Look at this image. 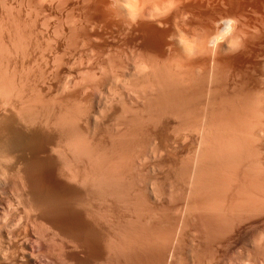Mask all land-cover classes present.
Returning <instances> with one entry per match:
<instances>
[{"label": "bare ground", "instance_id": "1", "mask_svg": "<svg viewBox=\"0 0 264 264\" xmlns=\"http://www.w3.org/2000/svg\"><path fill=\"white\" fill-rule=\"evenodd\" d=\"M38 1V0H37ZM68 1V0H67ZM103 0H80L79 1V4H80V2H81V9H82V15H78L79 17H80V21L81 22H84V23H86L87 25H88V27H89V31L90 32H93L94 30H95V28H94V22H92V20H90V18H91V14H92V12H90V10H92V7H94V3L96 2V3H98V2H102ZM110 1V0H109ZM114 1V4L113 5H115V8H112L113 6H111V8L108 6V5H110V4H108L107 6L105 5V7L103 8V10L104 11H100V12H103V13H97V14H101V16L103 15L104 16V18L105 17H107V16H110V15H115L118 19H119V21H121L123 24H125L126 25V29H125V32L128 30V33H129V39L127 40L128 42H126V44L128 43V45H132L131 47H133L134 48V37H137L136 35H138V37H139V35L142 37V38H140V39H143L141 42H143L144 43V47H143V54H141V55H145L146 57L145 58H141V59H139V60H134L135 62L134 63H132L133 64V66H132V72H130L129 74H127L126 73V75L128 76V77H130L129 79H130V81H129V83H128V85L129 84H131L132 86V88H134L133 90L135 91V93H136V95H134V97H135V102L137 103V109H136V111L135 112H137L139 115H141L140 117H138L137 116V118H139L138 120H140V121H148V122H151V123H154V122H158L159 121V124L160 123H162L163 124V122H160V121H163V120H165V124L163 125V127L166 125V120H168V119H170L169 121H177V126H175V125H173V124H176L175 122L172 124L175 128L173 129V126L172 127H170V125H171V123L168 125L171 129H173V130H175L176 129V127H178V126H182V123H187V122H191L192 124H190V126H191V128L193 127L194 128V130L192 131V133H194V131L196 130V131H198L197 133H198V137H197V139H194V140H197V146H194V147H196L195 149L193 148V150L192 151H195L196 150V152L194 153L195 155H194V157H193V165H192V167H191V171L189 172V174L187 173L186 175H188L187 176V187H188V195L190 196H188V198H190V202H192L191 204H190V207H188V208H190L191 209V211H188V212H192L193 214H195L196 215V217H198L199 216V218H200V224H202L201 226L202 227H206L207 225L208 226H210V224H211V222H213L212 220H214V219H211L212 218V216L215 214V212L217 211H220L222 208L220 207V209L219 210H217L218 208H219V206L217 205L218 204V200H220V195H221V192H222V194L224 195V193H225V195H226V192H227V194H228V191L230 190V192H231V187H233V185L231 186V184H233L232 183V181H233V179L235 178H232V181L229 183V181L227 180V181H224L225 179L224 178H226V177H223V176H225V175H223V174H225V173H228V172H224V171H226L227 170V168L229 167L230 168V166L231 165H229L230 163V161L232 162V159H234V160H236L237 162H238V160H237V158L239 159L240 157H238L234 152H233V150H235L234 149V147H236V146H234V138H233V136H234V129H233V121H234V119H239V118H245V116L247 117V115L250 113L249 111V109L247 108H245V107H243L242 108V106H244V104L243 105H241V107H239V104H242V103H246L247 102V99H253V98H250V96H249V92H244V91H242V90H238L237 91V89L236 88H234V89H236V91L232 88V89H230V85H229V88H228V85H226V82L228 81L227 80V78L230 76H228V74H226V71H224V69H223V71L224 72H222V71H218V68H216V66H218V64H219V62L220 61H222L223 63H225V64H223V65H229V63L230 62H232V64H233V62L234 63H236V62H238V64L237 65H239V63H241L242 65H245V64H247V66H248V62H249V64H250V61L253 59H251V57H253V51L256 49L255 47L257 46L256 45V43H259L261 40H259V38H260V36H258V38H257V36H256V32H255V30H257L258 28H259V26H261L259 29H261V28H264L263 27V25L264 24H262L263 23V21H264V0H153V2H152V4L150 5V1L149 0H147V1H149V3H147V1L146 0H113ZM55 2V1H54ZM112 2V1H111ZM111 2H109V3H111ZM41 3V2H40ZM57 3V2H56ZM68 3V2H67ZM95 3V4H96ZM38 4V3H37ZM42 4V3H41ZM107 4V3H106ZM112 4V3H111ZM96 5H99L100 6V4H96ZM25 6H26V4H25ZM31 6V5H30ZM75 6V5H74ZM79 6V7H80ZM67 7V6H66ZM72 7V6H71ZM102 7H103V3H102V6H101V9H102ZM95 9H97L96 8V6L94 7ZM28 9V8H27ZM81 9H79V10H81ZM95 9H93V10H95ZM99 10H100V8H98ZM40 10V9H39ZM70 10V9H69ZM87 10V11H86ZM98 11V10H97ZM28 12V11H27ZM26 12V13H27ZM55 12H56V10H55ZM59 12V11H58ZM72 12V11H71ZM79 12H81V11H79ZM78 12V13H79ZM57 13V12H56ZM64 13V12H63ZM67 13V12H66ZM69 13V12H68ZM95 13V12H94ZM25 14V13H24ZM28 14V13H27ZM60 14V13H59ZM95 15V14H94ZM93 15V16H94ZM92 16V17H93ZM100 16V18H102ZM57 17V16H56ZM96 17V15L94 16V18ZM98 17V16H97ZM115 17V18H116ZM64 18V17H63ZM93 18V19H94ZM99 18V19H100ZM104 18H102L103 20H104ZM16 19V18H15ZM66 19V18H65ZM106 19V18H105ZM108 19H109V17H108ZM26 20V19H25ZM43 20V19H42ZM56 20H57V18H56ZM59 20V19H58ZM60 20H61V18H60ZM68 20H71V18L70 19H68ZM68 20H66L67 22H68ZM78 20V21H79ZM102 20V22H104ZM107 20V19H106ZM22 21V20H21ZM118 21V22H119ZM23 22V21H22ZM31 22V21H30ZM65 22V21H64ZM63 22V23H64ZM66 22V23H67ZM98 23H99V21H97ZM110 22V21H109ZM120 22V23H121ZM69 23V22H68ZM74 23V22H73ZM97 23V24H98ZM3 24V23H2ZM14 24V23H13ZM23 24V23H22ZM44 24V23H43ZM47 24V23H46ZM72 24V23H71ZM70 24V25H71ZM76 24V23H75ZM79 24V23H78ZM106 24V23H105ZM110 24V23H109ZM123 24H122V26H123ZM4 25V24H3ZM15 25V24H14ZM17 25V24H16ZM21 25V24H20ZM40 25V24H39ZM54 25V24H53ZM65 25V24H64ZM68 25V24H67ZM66 25V26H67ZM81 25V24H80ZM87 25H85L84 24V26H87ZM100 25H101V23H100ZM99 25V26H100ZM73 27H74V25H72ZM83 26V25H82ZM83 26V28L85 29V27ZM96 26V25H95ZM9 27V26H8ZM14 27V26H13ZM32 27V26H31ZM30 27V28H31ZM62 27V26H61ZM76 27V26H75ZM81 27V26H80ZM87 27V28H88ZM117 27V26H116ZM15 28V27H14ZM14 28H12V29H14ZM56 28V27H55ZM79 28V27H78ZM98 28V27H97ZM105 28V27H104ZM103 28V29H104ZM112 28V27H111ZM5 29V28H4ZM23 29V28H22ZM81 30H82V28H80ZM83 29V30H84ZM99 29H100V27H99ZM106 29V28H105ZM115 29V28H114ZM61 31H62V29H60ZM75 30H77V29H75ZM87 30V29H86ZM85 30V31H86ZM124 30V29H123ZM262 30H264V29H262ZM8 31H10V30H8ZM28 31V30H27ZM51 31V30H50ZM58 31V30H57ZM73 31V30H72ZM84 31V32H85ZM97 31L98 30H96V33H97ZM103 32H105L104 30H102ZM111 31V30H110ZM257 31H259V30H257ZM78 32V31H77ZM83 32V33H84ZM120 32H121V30H120ZM120 32H116L115 34L116 35H118V33H120ZM124 32V31H123ZM123 32H122V34H123ZM255 34V38L253 39L252 37H253V33ZM20 33V32H19ZM63 33V32H62ZM81 33V32H80ZM82 33V34H83ZM98 33H100V32H98ZM98 33H97V35H98ZM8 34V33H7ZM10 34V33H9ZM15 34V33H14ZM18 34V33H17ZM65 34V33H64ZM79 34V33H78ZM81 34V35H82ZM95 34V32L94 33H92L91 35H87L86 37H84L85 39L87 38L88 40H90V39H94V40H92V41H95V39L97 38H99V36H97L96 37V35H94ZM102 34V33H101ZM101 34H99L100 36H101ZM105 34V33H104ZM110 35H111V33H109ZM121 34V35H122ZM253 34V35H252ZM26 35V34H25ZM54 35V34H53ZM67 35H68V33H67ZM73 35V34H72ZM72 35H71V37H72ZM80 35V36H81ZM93 35L95 36L94 38H93ZM125 35H127V34H125ZM1 36V35H0ZM12 36V35H11ZM10 36V37H11ZM27 36V35H26ZM48 36V35H47ZM56 36V35H55ZM58 36V35H57ZM59 36H60V34H59ZM63 36V35H62ZM74 36H76V34L74 35ZM78 36V35H77ZM104 36H106V35H104ZM104 36H102L103 38H104ZM109 36V35H108ZM113 36V35H112ZM112 36H109L110 38L112 37ZM115 36V35H114ZM114 36L112 37V38H114ZM122 36H124V35H122ZM8 37H9V35H8ZM101 37V38H102ZM121 37V36H120ZM126 37H128V35L126 36ZM137 37V38H138ZM17 38V37H16ZM57 38V37H56ZM59 38V37H58ZM60 38H61V36H60ZM73 38V37H72ZM84 38L82 39V37H80V39H81V41L82 40H84ZM101 38L98 40V41H100L101 40ZM117 38V37H116ZM119 38V37H118ZM117 38V39H118ZM136 38V39H137ZM13 38H11V40H12ZM32 39V38H31ZM69 39V38H68ZM107 39V37L105 38V40ZM122 39V38H121ZM123 39H125V37L123 38ZM127 39V38H126ZM136 39H135V41H136ZM140 39H137V40H140ZM259 40V42L257 41H254V40ZM261 39H264V37H261ZM17 40V39H16ZM15 40V41H16ZM18 40H20V39H18ZM17 40V41H18ZM44 40V39H43ZM72 40V39H71ZM70 40V41H71ZM76 40H77V38H76ZM116 39H114V41H115ZM53 41V40H52ZM65 41V40H64ZM80 41V40H79ZM87 41V40H86ZM104 41V40H103ZM13 42V41H12ZM83 42V41H82ZM81 42V43H82ZM90 42V41H89ZM116 42V41H115ZM121 42V41H120ZM137 42V41H136ZM1 43V42H0ZM22 43V42H21ZM70 43V42H69ZM91 43V42H90ZM93 43V42H92ZM104 43H106V42H104ZM2 44V43H1ZM9 44V43H8ZM12 44H14V43H11V45ZM18 44H20V42L18 41ZM22 44H24V43H22ZM29 44V43H28ZM84 45L83 46H86L85 44L86 43H83ZM87 44H89V43H87ZM100 44H101V41H100ZM103 44V43H102ZM123 44H124V46L126 45L124 42H123ZM141 44V43H140ZM16 45V44H15ZM74 45V44H73ZM80 45H82V44H80ZM90 45V44H89ZM93 45L94 46H96L95 45V43H93ZM121 45V44H120ZM136 45H138V43L136 44ZM135 45V46H136ZM261 45V44H260ZM259 45V46H260ZM2 46V45H1ZM19 46H21V45H19ZM71 46V45H70ZM76 46V45H75ZM88 46V45H87ZM97 46H98V43H97ZM100 46V45H99ZM103 46V45H102ZM102 46H100V47H102ZM123 46V47H124ZM139 46V45H138ZM259 46H258V49H259ZM261 46H263V45H261ZM6 48H7V46H5ZM10 47V46H9ZM12 47V46H11ZM16 47V46H15ZM22 47V46H21ZM57 47V46H56ZM74 47V46H73ZM104 47V46H103ZM109 47H110V45H109ZM113 47V46H112ZM117 47V46H116ZM122 47V48H123ZM137 47V46H136ZM44 48V47H43ZM47 48V47H46ZM64 48V47H63ZM66 48H69V47H66ZM70 48H72V47H70ZM76 48V47H75ZM79 48H80V46H79ZM85 48V47H84ZM90 47H88L87 49H89ZM92 48V47H91ZM94 48H97V47H94ZM94 48H92V49H94ZM107 48V47H106ZM128 48H130V47H128ZM127 48V49H128ZM141 48V47H140ZM264 48V47H263ZM3 49V48H2ZM8 49V48H7ZM23 48H21V50H22ZM73 49V48H72ZM101 49V48H100ZM99 49V50H100ZM103 49V48H102ZM116 49V48H115ZM126 49V48H125ZM132 49V48H131ZM131 49H129V51H131ZM4 50H5V48H4ZM17 50H18V48H17ZM63 50V49H62ZM90 50V49H89ZM95 50V49H94ZM98 50V49H97ZM104 50V49H103ZM106 50H108L109 51V48H107ZM111 50V49H110ZM133 50V49H132ZM136 50V49H135ZM134 50V51H135ZM261 50V49H260ZM12 51V50H11ZM32 51V50H31ZM72 51H74V49L72 50ZM85 51V50H84ZM102 51V50H101ZM107 51V52H108ZM256 51V50H255ZM14 52H15V50H14ZM25 52V51H24ZM55 52V51H54ZM70 52V51H69ZM78 52V51H77ZM86 52V51H85ZM91 52V54L93 55L94 53H92V51H90ZM93 52H95V51H93ZM100 52V51H99ZM133 51H131V53H132ZM141 52V51H140ZM140 52H138L137 51V53H139L140 54ZM257 52V51H256ZM254 53L255 55H257V53ZM21 53V52H20ZM27 53V52H26ZM50 53V52H49ZM60 53H62V52H60ZM84 53V52H83ZM87 53V52H86ZM7 54V53H6ZM5 54V55H6ZM9 54V53H8ZM15 54H16V52H15ZM25 54V53H24ZM90 54V53H89ZM100 54V53H99ZM117 54V53H116ZM121 54V53H120ZM124 54V53H123ZM21 54H19V56H20ZM56 55V54H55ZM91 55V56H92ZM96 55V54H95ZM106 55V54H105ZM104 55V56H105ZM130 55V54H129ZM1 56V55H0ZM3 56V55H2ZM66 56V55H65ZM72 56V55H71ZM84 56H86L85 55V53H84ZM89 56V55H88ZM103 56V57H104ZM108 56H110V55H108ZM119 56V55H118ZM126 56V55H125ZM55 57V56H54ZM67 57V56H66ZM80 57V56H79ZM78 57V58H79ZM82 57V56H81ZM87 57V56H86ZM95 57V56H94ZM93 57V58H94ZM112 57V56H111ZM123 57V56H122ZM135 57V56H134ZM140 57H142V56H140ZM17 58V57H16ZM19 58V57H18ZM52 58V57H51ZM57 58V57H56ZM60 58V57H59ZM73 58V57H72ZM107 58V57H106ZM126 58V57H125ZM130 58H131V56H130ZM129 58V59H130ZM257 58V57H256ZM255 58V59H256ZM71 59V58H70ZM116 59V58H115ZM127 59V58H126ZM125 59V60H126ZM135 59V58H134ZM255 59L254 60H252L251 61V64H252V62L254 61L255 62ZM4 60V59H3ZM73 60H75V58L73 59ZM106 60V59H105ZM123 60H124V58H123ZM128 60V59H127ZM132 60V59H131ZM257 60V59H256ZM8 61V60H7ZM57 61V60H56ZM55 61V62H56ZM79 61H81V60H79ZM84 61V60H83ZM97 61V60H96ZM107 61V60H106ZM120 61V60H119ZM16 62V61H15ZM77 62V61H76ZM75 62V63H76ZM109 62V61H108ZM121 62V61H120ZM123 62V61H122ZM222 62H221V64H222ZM253 62V63H254ZM67 63V62H66ZM88 63V62H87ZM93 63V62H92ZM100 63H101V61H100ZM114 63V62H113ZM112 63V64H113ZM264 63V62H263ZM89 64H91L90 63V61H89ZM107 64V63H106ZM109 64V63H108ZM124 63H122L121 65L122 66H124L123 65ZM127 64H128V62H127ZM250 64V65H251ZM255 64V63H254ZM253 64V65H254ZM15 65V64H14ZM87 65V64H86ZM111 65V64H110ZM64 66V65H63ZM69 67H70V64L68 65ZM73 66V65H72ZM117 66H118V64H117ZM117 66H116V68H117ZM206 66H209L208 68H202V67H206ZM230 66V65H229ZM231 66H235V64H233V65H231ZM263 66V65H262ZM3 67H5L4 65H3ZM8 67V66H7ZM56 67V66H55ZM65 67V66H64ZM67 67V66H66ZM83 67H85V64H84V66ZM96 67H97V65H96ZM108 67V66H107ZM113 67V66H112ZM119 67V66H118ZM250 67V66H249ZM248 67V68H249ZM13 68V67H12ZM98 68H99V66H98ZM100 68H101V65H100ZM105 68V67H104ZM111 68V67H110ZM115 68V69H116ZM124 68V67H123ZM221 68V67H220ZM223 68H225V67H223ZM227 68V67H226ZM239 68H241V66L239 67ZM20 69V68H19ZM70 69V68H69ZM118 69V68H117ZM116 69V70H117ZM121 69V68H120ZM127 69V68H126ZM234 69V68H233ZM237 69V68H236ZM242 69V68H241ZM263 69V68H262ZM4 70V69H3ZM16 70V69H15ZM102 70V69H101ZM107 69H105V71H106ZM122 70V69H121ZM124 70V69H123ZM122 70V71H123ZM227 70V69H226ZM2 71V70H1ZM51 71V70H50ZM85 72H86V70H84ZM95 71V70H94ZM93 71V72H94ZM104 71V72H105ZM113 71V70H112ZM115 71V70H114ZM120 71V70H119ZM121 71V72H122ZM125 72L127 71V70H124ZM129 71V70H128ZM244 71V70H243ZM242 71V72H243ZM20 72H22V71H20ZM24 72V71H23ZM27 72V71H26ZM99 72V71H98ZM102 73H103V71H101ZM100 72V73H101ZM110 72V71H109ZM108 72V73H109ZM116 72V71H115ZM218 72L219 73H221L220 75L218 74ZM232 71H230V73H231ZM239 72H241L240 70H239ZM12 73V72H11ZM72 73V72H71ZM80 72L78 71L77 72V74H79ZM84 73V72H83ZM83 73H81V74H83ZM101 73V74H102ZM106 73V72H105ZM107 73V74H108ZM228 73V72H227ZM238 73V72H237ZM244 73V72H243ZM6 74V73H5ZM28 74V73H27ZM66 74V73H65ZM86 74V73H85ZM85 74H84V76H82V78H84L85 77ZM87 74H89V73H87ZM87 74H86V76H87ZM100 74V75H101ZM113 74V73H112ZM115 74V73H114ZM122 74H124V73H122ZM3 75V74H2ZM1 75V76H2ZM11 77H12V75L11 74H9ZM68 75V74H67ZM67 75H65L66 77H67ZM73 75V74H72ZM94 75H95V73H94ZM103 75V74H102ZM109 75V74H108ZM245 75V74H244ZM257 75V74H256ZM7 75H5V76H3V77H5V79L7 78L6 77ZM18 76V75H17ZM41 76V75H40ZM79 76H81V75H79ZM91 76V75H90ZM97 76V75H96ZM106 76V75H105ZM112 76V75H111ZM125 76V75H124ZM235 76V75H234ZM233 76V77H234ZM14 77V76H13ZM64 77V76H63ZM93 77V79L92 80H94L95 78H94V76H91V78ZM108 77V76H107ZM115 77V76H114ZM121 77V76H120ZM128 77H126L127 78V80H128ZM227 77V78H226ZM258 77V76H257ZM72 78V77H71ZM81 78V77H80ZM102 78H103V76H102ZM123 78H125V77H122V79ZM231 78V77H230ZM264 78V77H263ZM5 79H0L1 81L2 80H4L5 81ZM8 79H9V77H8ZM27 79V78H26ZM48 79V78H47ZM60 79V78H59ZM66 79V78H65ZM74 79V78H73ZM79 79V78H78ZM89 79V78H88ZM109 79V78H108ZM112 79H114V78H112ZM111 79V80H112ZM120 79V78H119ZM121 79V80H122ZM237 79V78H236ZM15 80V79H14ZM23 80H25V79H23ZM55 80V79H54ZM81 80H83L84 81V79H81ZM107 80V79H106ZM116 80H118V77L116 76ZM115 80V82H117ZM120 80V81H121ZM127 80H125V81H127ZM227 80V81H226ZM4 81L3 82H1V85L0 86H2V87H4V85H6V84H4ZM10 81H12V78H11V80H9L8 82H7V79H6V82H7V85H8V83L10 82ZM52 81V80H51ZM60 81V80H59ZM68 81V80H67ZM71 81V80H70ZM76 81V80H75ZM78 81V80H77ZM91 81V80H90ZM90 81H89V83H90ZM103 81V80H102ZM104 81H105V79H104ZM119 81V80H118ZM65 82V81H64ZM74 82V81H73ZM88 82V81H87ZM86 82V83H87ZM101 82V81H100ZM128 82V81H127ZM251 82V81H250ZM11 84H12V82H10ZM30 83V82H29ZM34 83V82H33ZM36 83V82H35ZM48 83V82H47ZM68 83V82H67ZM76 84H77V82H75ZM75 83H73V84H75ZM82 83H84V82H82ZM232 83V82H231ZM3 84V85H2ZM11 84H9V86L8 87H6L5 86V90H8V89H6V88H9L10 87V85ZM17 84V83H16ZM16 84H14V87H16ZM79 84V83H78ZM88 84V83H87ZM92 84V83H91ZM114 84H116V83H114ZM229 84H230V82H229ZM259 84V83H258ZM30 85V84H29ZM44 85V84H43ZM59 85V84H58ZM64 85V84H63ZM67 85V84H66ZM65 85V86H66ZM70 85V84H69ZM84 85V84H83ZM103 85H105V84H103ZM112 85H113V83H112ZM21 86H22V84H21ZM20 86V87H21ZM78 86V85H77ZM109 86V88H110V84L108 85ZM242 86V85H241ZM247 86V85H246ZM2 87H1V90H2ZM14 87H12L11 86V88H14ZM19 87V86H18ZM33 87V86H32ZM42 87V86H41ZM60 87V86H59ZM81 87V86H80ZM86 87V86H85ZM96 87V86H95ZM104 87V86H103ZM112 87H114V86H112ZM125 87V86H124ZM232 87H234V86H232ZM261 87V86H260ZM11 88H9V89H11ZM24 88V87H23ZM36 88V87H35ZM57 88V87H56ZM73 88V87H72ZM71 88V89H72ZM75 88H77L76 86H75ZM84 88V87H83ZM88 88V87H87ZM86 88V89H87ZM91 88H93V87H91ZM102 88V87H101ZM115 88V87H114ZM128 88H129V86H128ZM128 88H126V89H128ZM4 89V88H3ZM17 89V88H16ZM18 89H20V88H18ZM22 89V88H21ZM58 90H59V88H57ZM68 89H70V88H68ZM96 89V88H95ZM111 89V88H110ZM116 89H118V88H116ZM120 89V88H119ZM247 89V88H246ZM0 90V93L2 94V92H4V90L3 91H1ZM40 90V89H39ZM64 90H65V88H64ZM75 90V89H74ZM82 90V89H81ZM80 90V91H81ZM85 90V89H84ZM103 90V89H102ZM108 90V89H107ZM106 90V91H107ZM114 90V89H113ZM112 90V91H113ZM131 91V92H134V91ZM258 90V89H257ZM11 91V90H10ZM37 91V90H36ZM55 92H57L56 90H54ZM62 91V94H63V90H61ZM72 91H73V89H72ZM90 91V90H89ZM122 91V90H121ZM121 91H118V92H121ZM129 91V90H128ZM247 91H249V90H247ZM8 92V91H7ZM12 92V91H11ZM18 92V91H17ZM49 92V91H48ZM66 92V91H65ZM88 92V91H87ZM94 92V91H93ZM93 92H91V94L93 93ZM97 92V91H96ZM110 92V91H109ZM256 92V91H255ZM9 93V92H8ZM16 93V92H15ZM25 93V92H24ZM31 93V92H30ZM36 93V92H35ZM77 93H79V92H77ZM83 93V92H82ZM89 93V92H88ZM101 93V92H100ZM111 93V92H110ZM116 93H117V91H116ZM124 93V92H123ZM257 93V92H256ZM258 93H260V92H258ZM0 94V95H1ZM20 93H18V95H19ZM52 94V93H51ZM57 94V93H56ZM97 94H98V92H97ZM105 94V93H104ZM112 94V93H111ZM114 94V93H113ZM119 94V93H118ZM127 94V93H126ZM133 94V93H132ZM251 94H253V93H250V95ZM3 95V94H2ZM11 95H12V93L10 94V98H11ZM16 95V94H15ZM17 95V96H18ZM20 95H22V94H20ZM35 95V94H34ZM66 95V94H65ZM75 95H76V93H75ZM74 95V96H75ZM80 95V96H79ZM77 97H78V99H79V97H81V94H79ZM110 95V94H109ZM116 95V94H115ZM120 95V94H119ZM130 95H131V93H130ZM9 96V95H8ZM16 96V97H17ZM26 96V95H25ZM30 96V95H29ZM54 96V95H53ZM64 96V95H63ZM67 96V95H66ZM71 96V95H70ZM75 96V97H76ZM107 96H108V94H107ZM111 96V95H110ZM124 96V95H123ZM127 96V95H126ZM249 96V98H247ZM3 97V96H2ZM1 97V98H2ZM5 97V96H4ZM15 97V98H16ZM40 97V96H39ZM75 97H73V99H76ZM91 97V96H90ZM90 97H88V98H90ZM98 97V96H97ZM116 97V96H115ZM128 97V96H127ZM126 97V98H127ZM252 97V96H251ZM256 97V96H255ZM260 97V96H259ZM6 98V97H5ZM5 98H3V99H5ZM9 98V99H10ZM20 98H21V96H20ZM34 98V97H33ZM35 98H36V96H35ZM54 98V97H53ZM52 98V99H53ZM55 98H56V96H55ZM54 98V99H55ZM61 98V97H60ZM71 98H72V96H71ZM82 98H84L83 96H82ZM87 98V99H88ZM125 98V99H126ZM128 98H132V97H128ZM7 100H8V98H6ZM17 99V98H16ZM37 99H38V97H37ZM46 99H48V98H46ZM51 99V100H52ZM66 99H68V97L66 98ZM86 99V100H87ZM110 99H111V97H110ZM113 99V98H112ZM120 99V98H119ZM122 99V98H121ZM125 99H123V100H125ZM258 99V98H257ZM23 100V99H22ZM49 100V99H48ZM57 100L59 101V99L57 98ZM61 100H62V98H61ZM60 100V101H61ZM82 101V99L80 98L79 99V101ZM104 100H106V99H104ZM128 100V99H127ZM1 101V100H0ZM10 101V100H9ZM18 101V100H17ZM44 101V100H43ZM50 101V100H49ZM57 101V103L56 102H53V103H51V102H49V103H51V104H49V105H51V107L49 106V107H46L48 104L47 103H45L44 105L42 104H40L41 105V107H39L38 105H37V107H34V106H32V104H31V102H33V100L29 103V99H28V106H24L23 104H22V102H21V99H20V102H21V104H22V106L20 107L19 105H21L20 104V102H18L19 103V105H18V107H20L21 109H18V110H15V109H12L13 111V113L14 114H16V115H14L13 114V118L12 117H7L6 115L7 114H9L10 115V113L12 114V112H10V113H7V111L5 112V114L6 115H4L3 113L4 112H0V114H2L1 115V117H0V158L2 159V161H5L6 163L8 162V163H11L9 166L10 167H12V168H10V167H8L7 165H6V167H5V164H4V166L3 167H1L0 166V178H3L5 175H6V177L8 176V174H9V177H10V179H9V183L11 182V176H13L12 178H13V180H15V185L13 186L12 185V187H14L15 188V190H16V192H17V195H16V193L14 194V196L16 195L17 196V198L16 197H14L13 196V198H16V200L15 199H13L14 201H13V204H17V202L18 203H20L19 205H20V207L22 208V214L24 215L23 217H24V219H25V221L24 222H26L28 225H30V227H31V229H29V231H30V233H29V236L32 234H34L33 235V238L35 237V236H39V234H43L44 233V235H46L45 233H47L48 235H47V238L46 239H48L49 237H50V240L51 241H53V242H55L54 244V247H55V249H54V247H52V245H53V242L51 243V244H49V247H50V245H51V247L54 249V252H56L55 254H54V256L52 257V258H54L55 256H57L58 257V259L60 260V264H84L85 262H83V259H85L86 258V260H91L92 262L93 261H95V262H97V264H99V262H101L100 264H135V261L137 260L136 259V252H138L137 250H138V248H140V246H141V249H143V248H145V249H147L149 246H150V242L151 243H153L152 242V240H151V238L149 237H147L146 235H144L143 233H141V235H140V233H139V231H140V229H141V227H139L140 225H138L137 226V218H135L134 217V212L135 211H133V209L134 210H136L137 209V207L136 208H134V205H135V203H136V201L137 200H134V202L135 203H133V199H131L130 198V193H128L127 195H129V196H126L125 197V192H126V186L125 185H131L133 182H135L136 180H135V178H136V176L135 175H133V176H135L133 179L135 180V181H133L132 183H130L129 181L125 184V182L126 181H122L123 179H122V177L124 176L125 177V175H124V172H123V175H122V177L120 178L119 177V175L121 176V174H122V172H121V169H122V165H123V163H125V162H122V158H124V157H122V156H120V157H122V158H120V159H118L119 157H117V159L118 160H121V162L119 161V163L117 162V159H114V154H112V156H110L111 157V159H113V160H108L107 158H109L110 159V157L108 156L106 159L104 158V153L103 152H100V153H103V154H101V155H99L98 153L99 152H97L98 150H100V149H98V147L100 146H98L97 147V151H96V149H94V148H92V146L91 145H89L88 143L90 142L89 140L90 139H88V137H89V135H88V137L86 138V134H87V131H86V134H85V136L82 134V132L83 133H85L84 131H82V132H80V130L78 129L79 127H80V124H81V122H82V124H83V122L85 123V119L84 118H86V117H84V116H88V115H90V114H88L87 113V115H84L85 114V112H84V114H83V117L82 116H79V115H81V113L78 115L79 117H82V119H84L83 121H81L80 122V124H79V127H77L76 126V124H75V120H76V118L78 119V121H79V118L78 117H76L77 116V114L79 113V109H80V111H82V109L80 108V107H84V104L83 103H81V102H79V101H76V104L77 105H79L77 102H79V103H81V105H83V106H81L80 105V107H79V109H76L75 108V105L76 104H74L73 103V101H72V103L73 104H69V101H66L65 103H63V101L62 102H58ZM71 101V100H70ZM88 102H89V100H87ZM94 101H96V100H94ZM111 101V100H110ZM108 102V103H110V104H112L111 102ZM115 101V100H114ZM120 101V100H119ZM131 101H133V100H131ZM130 101V102H131ZM256 101V100H255ZM254 101V102H255ZM4 102V101H3ZM6 102V101H5ZM4 102V103H5ZM8 102V101H7ZM13 102V101H12ZM23 102H24V100H23ZM36 102V101H35ZM34 102V103H35ZM38 102H41V100L40 101H38ZM37 102V103H38ZM45 102V101H44ZM86 102V101H85ZM124 102V101H123ZM129 102V101H128ZM249 102H250V100H249ZM248 102V103H249ZM252 102V101H251ZM253 102V103H254ZM257 102V101H256ZM260 102V101H259ZM4 103H3V108H5V106L6 105H4ZM17 103V104H18ZM25 103V102H24ZM36 103V104H37ZM101 103V102H100ZM103 103H106V101L105 102H103ZM102 103V104H103ZM133 103H134V101H133ZM2 104V103H1ZM7 104V103H6ZM9 104V103H8ZM14 103H12V105H13ZM25 104H27V102L25 103ZM29 104H31V106L29 105ZM39 104V103H38ZM52 104L54 105V104H56V106H54V107H52ZM87 104V103H86ZM86 104H85V107H86ZM92 104V103H91ZM97 104V103H96ZM107 104V103H106ZM105 104V105H106ZM110 104H109V106H110ZM120 104H121V102H120ZM131 104H132V102H131ZM130 104V105H131ZM256 104H259V103H256ZM255 104V105H256ZM12 105H10V108H12L13 106ZM35 105V104H34ZM72 105H74L72 108H75V110L74 111H76V112H74L73 110H72V108H71V106ZM76 105V106H77ZM98 105H99V103H98ZM122 105V104H121ZM128 105V104H127ZM126 105V107H128ZM135 105V104H134ZM235 105H237V107L235 106ZM254 105V104H253ZM252 105V106H253ZM254 105V106H255ZM262 105V104H261ZM12 106V107H11ZM17 106V105H16ZM16 106H14V107H16ZM24 106V107H23ZM36 106V105H35ZM102 106V105H101ZM253 106V107H254ZM260 106V105H259ZM1 107H2V105H1ZM7 107V106H6ZM17 107V108H18ZM85 107L83 108V111H84V109H85ZM93 107V106H92ZM105 107V106H104ZM119 107H120V105H119ZM132 107H133V105H132ZM248 107H249V105H248ZM256 107V106H255ZM7 108H9V105H8V107ZM9 108V110L11 111V109ZM16 108V109H17ZM49 108V109H48ZM77 108H78V106H77ZM87 108H88V105H87ZM87 108L85 109L86 110V112H87ZM90 108V107H89ZM88 108V110L90 111V109ZM107 108V107H106ZM133 108V109H134ZM245 108V109H244ZM260 108V107H259ZM97 109V108H96ZM127 109V108H126ZM258 109V108H257ZM15 110V111H14ZM70 110H72L73 112H71ZM102 110V109H101ZM101 110H100V108H99V111L101 112ZM130 110V109H129ZM128 110V111H129ZM70 111V112H69ZM109 111V110H108ZM111 111H112V109H111ZM116 111V110H115ZM118 111V110H117ZM121 111V110H120ZM124 111H125V107H124ZM252 111V110H251ZM41 114V115H39L37 118H36V114ZM104 112V111H103ZM126 112V111H125ZM134 112V111H133ZM133 112L131 111V115H133L134 116V114H133ZM255 111H253V115H255V113H254ZM259 112V111H258ZM261 112V111H260ZM74 113V114H73ZM89 113H91V111L89 112ZM96 113V112H95ZM107 114H108V112H106ZM264 113V112H263ZM262 113V114H263ZM129 114V113H128ZM104 115V113H102V115L101 116H103ZM106 115V114H105ZM104 115V116H105ZM115 115H116V113H115ZM121 115V114H120ZM125 115V114H124ZM130 115V116H131ZM261 115V114H260ZM3 116V117H2ZM15 116V117H14ZM93 116V115H92ZM97 116V115H96ZM129 116V115H128ZM249 116H250V114H249ZM255 116H257V115H255ZM89 117V116H88ZM87 117V118H88ZM117 117V116H116ZM121 117V116H120ZM125 117V116H124ZM135 117V116H134ZM93 118V117H92ZM94 118H96L95 116H94ZM98 118V117H97ZM101 118H103V117H101ZM123 118V117H122ZM130 118V117H129ZM129 118H126L129 122H128V126H127V128L125 129V130H127L128 131V129L130 130V128H132V130H131V132L132 131H134V133H127L128 135H125V133L127 132V131H125L124 132V134L123 135H121L120 136V134H118L119 135V137L117 138V140L115 139V141L113 142L112 141V139L111 140H109V141H111V142H113V143H110V142H107V143H110V144H108V146L109 145H111V147H112V151H114V153H116L117 151H119V153L121 154V152L120 151H122L123 149H124V147L127 145V143H129L130 142V138H128V136H132V141H133V137H134V142H135V144H137L136 142V137L135 136H137L138 138H139V136L141 135H136V133L137 134H139L140 133V131H144V128L148 131V123H146L145 125H147V127L145 126V127H143V130L141 129V130H139L140 128L139 127H141V126H139V121H137V119L136 120H129ZM243 118V119H244ZM251 119H252V117H250ZM255 118V117H254ZM109 119V118H108ZM118 119V118H117ZM132 119V118H131ZM134 119V118H133ZM247 119V118H246ZM249 119V118H248ZM251 119H249V120H251ZM97 120H100V118L99 119H97ZM121 120V119H120ZM119 120V121H120ZM245 120V119H244ZM36 121H37V124L38 125H36V126H38L39 128H41L42 126L43 127H46L45 128V130L49 127L50 129H51V131H52V133H51V131L49 130V128L46 130V131H48L49 130V133H50V135H46V136H44L43 135V137H41L40 138V141H41V139L42 138H44L45 140H52V141H57V144H55V142L54 143H52L51 142V146L50 145H47L48 146V148H49V146H50V149L48 150H43L44 151V153H45V151H46V153L47 154H55V155H53V156H55L58 160H59V162L57 161V159L56 158H54L53 160H55L56 159V162L55 163H59V165H57V164H55L54 162H53V165H52V162H49V163H51V165L52 166H50V164L49 163H47V161H49V160H52V158L50 157V159L47 157V159H49V160H44V158L46 159V157H44V158H41V157H39V159H42V161L44 160V162H46L47 163V165L48 166H50L51 167V170H50V167L48 168L50 171H49V173L51 172V174H54V177H55V179H57V183H55V182H53V184H57L58 186H59V190H62L64 193H66L65 194V196H63V197H65L64 199V203H65V205L69 208V210H70V212H71V214H75L76 215V217H77V219H79V222H82L83 224H84V226H85V228L87 229L86 231H89V236H88V238H89V240H88V242L89 243H87L86 242V240L84 239H82V238H78V237H75V235L77 234H75V232L76 231H78V229L75 231L74 230V232H72V234L74 233L75 235L74 236H72V234H69V233H67V232H61V230H59L58 228H56L51 222H53V219H52V221L48 218V216L46 215L47 214V211H50L48 208H50V203H49V205H47V206H49L47 209L48 210H46V206H45V204H48V203H46V201H44L45 202V204L43 203V200H38L36 197L37 196H39V195H36L35 196V194H38L37 193V191H36V193H33V192H35V191H33V187L35 186V190H37L36 188V186L37 185H35L34 183H35V179L32 181L31 179V174H28V175H30V177L26 174V171H24L25 170V168H22V167H24V165L22 164V163H19L20 162V160L19 159H17L18 157V155L17 156H15V154H13V150H11V148L12 147H9L8 146V142L9 141H11L10 140V138H9V141L7 140V135H13V137L15 138H17V137H19V138H23V137H25V136H22V135H25L24 133H25V131H24V129H22L23 128V126L26 128L27 126H25V124H32V123H36ZM88 121V120H87ZM113 121V120H112ZM118 121V120H117ZM118 121V122H119ZM236 121H238V120H236ZM235 121V122H236ZM243 121V120H242ZM248 121V120H247ZM95 122V121H94ZM100 122H101V120H100ZM116 123V124H119V123ZM134 122V123H133ZM143 122V123H144ZM168 122V121H167ZM18 123H20V124H22V125H20V126H22V128H21V130H20V128L17 126V124ZM109 124H110V122H108ZM107 123V124H108ZM131 123H133L132 125H130ZM151 123H149V124H151ZM178 123H180V125L178 124ZM86 124H88V123H86ZM101 124V123H100ZM112 124V123H111ZM110 124V125H111ZM115 124V125H116ZM124 124V123H123ZM122 124V125H123ZM141 124V123H140ZM154 124H156V123H154ZM154 124H151V125H149L150 126V128L151 127H153L154 126ZM158 124V125H159ZM161 124V125H162ZM19 125V124H18ZM83 125H85V124H83ZM89 125V124H88ZM106 125V124H105ZM122 125H121V127H122ZM153 125V126H152ZM157 125V124H156ZM160 125V126H161ZM35 126V125H34ZM35 126V127H36ZM98 126V125H97ZM96 126V127H97ZM126 126V125H125ZM143 126H144V124H143ZM160 126H158V128L160 127ZM185 127H186V125H184ZM32 127V129H33V126H31ZM31 127H27L28 129L30 128V130H31ZM34 127V129H33V132H35L37 129ZM43 127H42V129H43ZM81 127H86V126H82L81 125ZM90 127V126H89ZM93 127H94V125H93ZM95 127V128H96ZM116 127H117V125H116ZM115 127V128H116ZM120 127V128H121ZM157 127V126H156ZM162 127V126H161ZM168 127V129H170ZM237 127V126H236ZM240 127V126H239ZM106 128H107V126H106ZM109 128V127H108ZM112 128V127H111ZM114 128V129H115ZM118 128V127H117ZM125 128V127H124ZM133 128H137V130H136V132H135V130H133ZM142 128V127H141ZM184 128V127H183ZM187 128V127H186ZM185 128V129H186ZM190 128V127H189ZM189 128H187V129H189ZM235 128V127H234ZM110 129V128H109ZM108 129V130H109ZM159 129H161V128H159ZM163 129H167V127H165V128H163ZM163 129H161V130H163ZM239 129V128H238ZM262 129V128H261ZM24 131V133H22L21 131ZM25 130H27V129H25ZM30 130L28 131V133L30 132ZM112 130V129H111ZM119 130V129H118ZM124 130V129H123ZM139 130V131H138ZM145 130V131H146ZM150 130H152L153 131V129L151 128ZM154 130H155V127H154ZM157 130V129H156ZM164 130V131H165ZM173 130H171V131H173ZM190 130V129H189ZM40 131H42L41 129H40ZM107 131V130H106ZM105 131V132H106ZM147 131L145 132L146 133V140L145 139H143V141H145L146 142V144H145V148L147 149L146 151H149V153H151V155L153 154L154 156H158V157H161L162 156V154H164V156H167V154L169 153V152H167L168 150H170V149H168V147H169V143H171L170 142V140L171 139H167L166 137V139H159V140H161V141H157L156 140V138L154 137V134L156 133H154L153 134V132H152V134L150 133V134H147ZM167 131V130H166ZM170 131V132H171ZM178 130L176 129V131L175 132H177ZM184 131V130H183ZM191 131V130H190ZM242 131H244V130H242ZM257 131V130H256ZM33 132H31V133H33ZM37 132V131H36ZM35 132V133H36ZM43 132V131H42ZM42 132H40V133H42ZM159 132V131H158ZM175 132H174V135L175 136H177V134H175ZM180 132V131H179ZM185 132V131H184ZM236 132V131H235ZM246 132V131H245ZM245 132H244V134H245ZM258 132H259V130H258ZM21 133H22V135H21ZM38 133H39V130H38ZM45 133V132H44ZM48 133V132H47ZM107 133V132H106ZM112 133V132H111ZM121 133H123V131L121 132ZM144 133V132H143ZM161 133H162V131H161ZM161 133L159 134L158 133V135H161ZM188 133V132H187ZM186 133V134H187ZM197 133H195V134H197ZM248 133V132H247ZM30 134V133H29ZM37 134V133H36ZM92 134V133H91ZM90 134V135H91ZM96 134V133H95ZM113 134V133H112ZM111 134V135H112ZM157 134V133H156ZM171 134H173L172 132H171ZM180 134V133H179ZM239 134V133H238ZM242 134V133H241ZM243 134V135H244ZM35 135V134H34ZM38 135V134H37ZM104 135H105V133H104ZM163 135V134H162ZM161 135V136H162ZM188 135H189V133H188ZM242 135V136H243ZM250 135V134H249ZM254 135V134H253ZM256 135V134H255ZM7 136V137H6ZM21 136V137H20ZM33 136V135H32ZM40 136V135H39ZM92 136H94V135H92ZM141 136H144V134H142ZM156 136V135H155ZM10 137V136H9ZM13 137H11V138H13ZM31 137V136H30ZM35 137H36V135H35ZM103 137V136H102ZM106 137V136H105ZM113 137V136H112ZM115 137H117V135L115 136ZM157 137H159V136H157ZM234 137H236V136H234ZM239 137V136H238ZM238 137H236L237 139H238ZM244 138L246 137V136H243ZM251 137V136H250ZM256 137V136H255ZM18 138V139H19ZM34 139V136L33 137H31V139ZM38 136H37V138H35L34 140H35V142L38 140ZM91 138V137H90ZM138 138H137V140H138ZM141 138V137H140ZM163 138V137H162ZM175 138V137H174ZM182 138V137H181ZM184 138V137H183ZM23 139H25V138H23ZM26 139H27V137H26ZM29 139V138H28ZM44 139L42 140L43 141V143H44ZM88 139V140H87ZM98 139H99V137H98ZM106 139V138H105ZM173 139V138H172ZM188 139V138H187ZM236 139V140H237ZM13 140H15V139H13ZM17 140V139H16ZM19 140H21L20 141V144L22 143V142H24L22 139H19ZM30 140V139H29ZM100 140V139H99ZM174 140V139H173ZM176 140H177V138H176ZM178 140H180V139H178ZM183 141H184V139H182ZM185 140H186V138H185ZM235 140V141H236ZM246 140H248L249 141V139H245V142H246ZM251 140V139H250ZM28 140H26V143H28L27 142ZM32 142H33V140H31ZM39 141V142H40ZM41 141V142H42ZM89 141V142H88ZM132 141H131V145L133 144L134 145V143H132ZM139 141H142V140H139ZM237 141H240V140H237ZM236 141V142H237ZM253 141V140H252ZM251 141V142H252ZM11 142H13V141H11ZM16 142V141H15ZM18 142V141H17ZM30 142V141H29ZM39 142H36L37 144L39 143ZM50 142V141H49ZM106 142V141H105ZM104 142V143H105ZM169 142V143H168ZM173 142V141H172ZM179 142V141H178ZM195 142V141H194ZM242 142V141H241ZM10 143V142H9ZM91 143V142H90ZM99 143V142H98ZM140 143H142V142H138V144H140ZM144 143V142H143ZM176 143V142H175ZM238 143V142H237ZM250 143V142H249ZM18 145H20L19 143H17ZM16 144V146L18 147V148H20L18 145ZM23 144H25V142L23 143ZM33 143H31L30 142V144L29 145H32ZM35 144V143H34ZM32 145V147H34V146H38V145ZM40 144H42V143H40ZM45 144H46V142H45ZM52 144L53 145H55V146H52ZM101 144V143H100ZM112 144H113V146H112ZM137 144V145H138ZM169 144V145H168ZM182 144V143H181ZM186 144V143H185ZM189 144V143H188ZM195 144V143H194ZM243 144H245V143H243ZM254 144V143H253ZM28 145V146H29ZM43 146H44V144H42ZM41 145V146H42ZM56 145H58V147L56 146ZM94 145H96V144H94ZM176 145H177V143H176ZM179 145H180V143H179ZM196 145V144H195ZM236 145V144H235ZM16 146H14L13 148H16ZM21 146V145H20ZM27 146V145H26ZM25 146V147H26ZM27 146V147H28ZM40 146V145H39ZM38 146V147H39ZM40 146V147H41ZM46 146V145H45ZM102 146V145H101ZM103 146H104V144H103ZM174 146H175V144H174ZM182 146V145H181ZM193 146V145H192ZM26 147V148H27ZM39 147V148H40ZM52 147H56V148H52ZM105 147H106V144H105ZM134 147V146H133ZM133 147H132V151L131 150H129L128 148V150H129V152L128 153H132L133 152ZM144 147V146H143ZM239 147H240V145H239ZM17 148V149H18ZM22 146H21V150H22ZM30 148H31V146H30ZM35 148V147H34ZM37 148V147H36ZM101 148V147H100ZM107 148H109V147H107ZM131 148V147H130ZM136 148V147H135ZM144 148V149H145ZM241 148V147H240ZM24 149V148H23ZM28 150H29V147L27 148ZM33 148H31L30 149V151L32 150ZM45 149H46V147H45ZM110 149V148H109ZM109 149H107V151H109ZM126 149V150H127ZM178 149H179V147H178ZM187 149V148H186ZM245 148H243V150H244ZM253 149H254V147H253ZM15 150V149H14ZM26 150V149H25ZM34 150L35 149H33V152H34ZM103 150V149H102ZM111 150V149H110ZM135 150V149H134ZM141 150V149H140ZM142 150H143V148H142ZM173 150V149H172ZM171 150V151H172ZM175 150V149H174ZM181 150V149H180ZM191 150V149H190ZM242 150V149H241ZM252 150V149H251ZM38 151V150H37ZM37 151L36 152H34L35 154L37 153ZM42 150L40 151L41 153L43 152ZM47 151H50V152H47ZM189 151V150H188ZM247 151V150H246ZM22 153L24 152V150L23 151H21ZM39 152V151H38ZM39 152V153H40ZM104 152H106L105 150H104ZM110 153H112L111 151H109ZM125 153H126V151H124ZM144 153H145V151H143ZM142 152V153H143ZM232 152H233V154H235V156L232 154ZM238 152V151H237ZM241 152V151H240ZM239 152V153H240ZM243 152V151H242ZM249 152V151H248ZM260 152V151H259ZM14 153H18V151H16V152H14ZM39 153H37V154H39ZM107 154H108V152H106ZM105 153V154H106ZM118 153V152H117ZM125 153L123 154H121V155H125ZM134 153V152H133ZM136 153V152H135ZM166 153V154H165ZM191 153V152H190ZM250 153V152H249ZM255 153V152H254ZM256 153H258V152H256ZM256 153H255V155H256ZM31 154V153H30ZM29 154V155H30ZM35 154H33V155H35ZM43 154V153H42ZM42 154H40V155H42ZM106 154V155H107ZM127 154V153H126ZM156 154V155H155ZM187 154V153H186ZM193 154V153H192ZM191 154V155H192ZM238 154V153H237ZM244 154V153H243ZM246 154H247V152H246ZM21 155V154H20ZM140 155H141V153H140ZM146 155V154H145ZM148 155V154H147ZM240 155V154H239ZM252 155H254V154H252ZM254 155V158L256 157ZM37 156H39V155H37ZM46 156V155H45ZM47 156H50V155H47ZM115 156H117V154H115ZM183 156V155H182ZM189 156V155H188ZM219 156V157H218ZM222 156V157H221ZM233 156V158H231ZM237 156V157H236ZM241 156V155H240ZM244 156H246V155H244ZM251 156V155H250ZM20 157V156H19ZM42 157H43V155H42ZM106 157V156H105ZM113 157V158H112ZM128 157H130V156H127V158ZM137 157V156H136ZM141 157V156H140ZM153 157V156H152ZM178 157V156H177ZM183 157H185V156H183ZM189 157H191V156H189ZM188 157V158H189ZM217 157V158H216ZM221 157V159H222V163H220V164H222V165H224V166H218V165H215V161H216V164H217V162L219 163V159L218 158H220ZM236 159H235V158ZM247 157L249 158V156L247 155L246 156V159H247ZM21 158V157H20ZM23 158V157H22ZM116 158V157H115ZM126 158V159H127ZM130 158H132V157H130ZM216 158V159H215ZM231 158V159H230ZM245 158V157H244ZM263 158V157H262ZM261 158V159H262ZM125 159V158H124ZM125 159V160H126ZM134 159H135V156H134ZM138 159V158H137ZM141 159L142 158H140V162H141ZM150 159V158H149ZM154 159V158H153ZM152 159V160H153ZM162 159H165V157H163L162 156ZM176 159V158H175ZM214 159V160H213ZM218 159V160H217ZM224 159H226V160H228L229 159V162L227 161V162H224L225 164H223V160ZM252 159V158H251ZM250 159V160H251ZM19 160V161H18ZM37 160V159H36ZM116 160V162H114ZM136 160V159H135ZM143 160H144V158H143ZM143 160H142V162H143ZM154 160H157L156 159V157H155V159ZM166 160V159H165ZM168 160V159H167ZM214 161L213 163H211L212 161ZM242 160V159H241ZM247 160H249V159H247ZM256 160V159H255ZM2 161H0V162H2ZM127 161H129V160H127ZM126 161V162H127ZM131 161V160H130ZM129 161V162H130ZM137 161V160H136ZM148 161V160H147ZM180 161V160H179ZM191 161V160H190ZM208 161V164H209V161H211L210 163H211V165L210 166H212V164H214L215 165V167H210V166H208V165H205V163ZM243 161V160H242ZM258 161V160H257ZM139 162V161H138ZM138 162H137V164H138ZM168 162V161H167ZM186 162V161H185ZM188 162V161H187ZM244 162V161H243ZM252 162V161H251ZM255 162V161H254ZM261 162V161H260ZM3 163V162H2ZM42 163V162H41ZM45 163V164H46ZM120 163H122L121 165H120ZM144 163H145V161H144ZM143 163V164H144ZM153 163V162H152ZM180 163V162H179ZM192 163V162H191ZM203 163H204V165H205V167H207L208 166V168H204V165H203ZM226 163H229V164H226ZM249 163V162H248ZM258 163V162H257ZM20 164L21 165H23L22 167H20ZM54 164L55 165H57L58 167L57 168H53L54 167ZM126 164V163H125ZM125 164H124V166H125ZM132 164H134V163H132ZM140 164V163H139ZM180 164H182V163H180ZM219 164V165H220ZM235 164H237L236 162H235ZM235 164H234V162H233V165L235 166ZM246 164V163H245ZM12 165V166H11ZM44 164H42V166H43ZM46 165V166H47ZM159 165V164H158ZM165 165V164H164ZM184 165V164H183ZM186 165V164H185ZM203 165V168H204V170H203V168L201 167ZM225 165L227 166V168H225ZM249 165H250V163H249ZM261 165V164H260ZM264 165V164H263ZM40 165H38V168L40 169L41 167H39ZM47 166V167H48ZM143 166H145V165H143ZM169 166V165H168ZM238 166H239V164H238ZM244 166V165H243ZM251 166H252V164H251ZM254 166H255V164H254ZM130 167V166H129ZM133 167V166H132ZM142 167V166H141ZM148 167V166H147ZM152 167V166H151ZM163 167V166H162ZM176 167V166H175ZM180 167V166H179ZM209 167L210 168H212L214 171H217L219 168H221V167H223V168H225L224 169V171H222L221 172V174H220V176L222 175V177H223V179L224 180H221L220 178V176H217V173L218 172H215L214 173V171L212 170V169H209ZM257 167V166H256ZM261 167V166H260ZM120 168V169H119ZM125 168H126V166H125ZM157 168H159V166L157 167ZM181 168V167H180ZM179 168V169H180ZM189 168V167H188ZM216 168H218V169H216ZM235 168V167H234ZM246 168H247V166H246ZM250 167L248 166V169H249ZM255 168V167H254ZM24 169V170H23ZM30 169V168H29ZM29 169H26V170H29ZM36 170H37V168H35ZM42 169V168H41ZM40 169V170H41ZM47 169V168H46ZM46 169H45V171H46ZM48 169H47V171L46 172H48ZM133 169V168H132ZM140 169V168H139ZM142 169V168H141ZM162 169V168H161ZM172 169V168H171ZM208 169V170H207ZM244 169V168H243ZM258 169V168H257ZM257 169H255V170H257ZM261 169V168H260ZM262 169H264V168H262ZM31 170V169H30ZM29 170V171H30ZM32 170H34L33 168H32ZM129 170V169H128ZM134 170H135V168H134ZM138 170V169H137ZM149 170H151V169H149ZM153 170V169H152ZM151 170V171H152ZM160 170V169H159ZM168 170V169H167ZM177 170V169H176ZM204 172V173H207V172H209V173H207V178H205L206 177V174L204 175V173H202V171ZM206 170H207V172H206ZM232 170H233V168H232ZM239 170V169H238ZM252 170H254V169H252ZM136 171V170H135ZM156 171V170H155ZM161 171H163V170H161ZM188 171V170H187ZM242 171V170H241ZM245 171V170H244ZM264 171V170H263ZM28 172V171H27ZM42 171H39V172H37L38 174L39 173H41ZM119 172L121 173V174H119ZM127 173H130V171L128 172V171H126ZM134 172V171H133ZM159 172V171H158ZM171 172V171H170ZM186 172V171H185ZM220 172V171H219ZM238 172V171H237ZM236 172V173H237ZM248 172V171H247ZM246 172V173H247ZM29 173V172H28ZM30 173H32V175H33V172H31L30 171ZM43 173V172H42ZM41 173V174H42ZM223 173V174H222ZM230 173H232L231 171H230ZM234 173V172H233ZM239 173H240V171H239ZM256 173V172H255ZM262 173V175H263V172H261ZM47 174V173H46ZM142 174V173H141ZM141 174H139V175H141ZM158 174V173H157ZM164 174V173H163ZM180 174V173H179ZM203 174V175H202ZM210 176H209V175ZM219 174V173H218ZM259 174V173H258ZM11 175V176H10ZM49 175V174H48ZM132 175V174H131ZM152 175H153V173H152ZM152 175H149V176H151L152 177ZM173 175V174H172ZM230 175V174H229ZM234 175V174H233ZM239 175V174H238ZM252 175H256V174H252ZM51 176V178L53 177L52 175H50ZM130 176V175H129ZM144 176V175H143ZM154 176H156V175H154ZM165 176V175H164ZM174 176V175H173ZM177 176V175H176ZM237 176V175H236ZM240 176V175H239ZM243 176V175H242ZM247 176V175H246ZM250 176V175H249ZM261 176V175H260ZM33 177V176H32ZM141 177V176H140ZM139 177V178H140ZM166 177H167V174H166ZM166 177H165V179H166ZM203 177V178H202ZM209 177V178H208ZM211 177V178H210ZM220 177V178H219ZM34 178H36V176H34ZM50 177H48V179H49ZM127 178V177H126ZM126 178H125V180H126ZM138 178V177H137ZM148 178V177H147ZM153 178H155V177H153ZM176 178V177H175ZM185 178V177H184ZM219 178V179H218ZM228 178V177H227ZM231 178V177H230ZM238 178V177H237ZM250 178V177H249ZM262 178V177H261ZM4 180H6V179H8V178H6L5 179V177L3 178ZM3 179H0V180H3ZM54 179V180H55ZM122 179V180H121ZM132 179V178H131ZM143 179V178H142ZM159 179V178H158ZM162 179V178H161ZM242 179V178H241ZM245 179V178H244ZM252 179V178H251ZM129 180H130V177H129ZM145 180V179H144ZM156 180L157 179H154V181L156 182ZM163 180V179H162ZM168 180V179H167ZM171 180V179H170ZM180 180V179H179ZM238 180L240 181V179L238 178ZM257 180V179H256ZM8 180H6V181H4V183H0V188L1 187H3V185L5 184V182H7ZM131 181V180H130ZM140 181V180H139ZM138 181V182H139ZM148 181V180H147ZM153 181V182H154ZM165 181V180H164ZM163 181V182H164ZM235 181V180H234ZM242 181H243V179H242ZM254 181H255V179H254ZM2 182V181H1ZM13 182V181H12ZM12 182H11V184H12ZM33 182V183H32ZM52 182V181H51ZM137 182V183H138ZM149 182V181H148ZM160 182V181H159ZM174 181H172V183H173ZM177 182V181H176ZM181 182V181H180ZM228 182V183H227ZM236 182V181H235ZM8 183V182H7ZM6 183V184H7ZM13 183V184H14ZM129 183V184H128ZM150 183H152V182H150ZM157 183H158V181H157ZM169 183V182H168ZM172 183H171V185H172ZM179 183V182H178ZM248 183V182H247ZM253 183V182H252ZM258 183V182H257ZM256 183V184H257ZM134 184V183H133ZM132 184V185H133ZM140 184V183H139ZM138 184V185H139ZM143 184V183H142ZM147 184H149V183H147ZM162 184V183H161ZM161 184H159V185H161ZM180 184H182V183H180ZM244 184V183H243ZM254 184V183H253ZM252 184V185H253ZM260 184V183H259ZM32 185H33V187H32ZM136 185V184H135ZM135 185H133V186H135ZM153 185L155 186V187H157L158 186V184H151V186H152V188L150 187H147L148 189H145V191L147 190H149V189H151V194L148 192V194L149 195H151V196H153L154 197V199L156 200L157 199V195L155 194V193H157V194H159L158 192H160L161 193V191L163 192V190H159V191H157V189L156 188H153ZM162 185H164V184H162ZM174 185H175V183H174ZM236 185V184H235ZM239 184H237V186H238ZM247 185H249V184H247ZM262 185V184H261ZM6 186V185H5ZM179 186V185H178ZM182 186L184 187V185L182 184ZM260 186V185H259ZM127 187H129V186H127ZM136 187V186H135ZM170 187V186H169ZM175 187H177V185L175 186ZM187 187H186V189H187ZM241 187V186H240ZM247 187V186H246ZM248 187H251V186H248ZM247 187V188H248ZM43 188V187H42ZM57 188V187H56ZM61 188V189H60ZM130 189H131V187H129ZM129 188L127 189L128 191H129ZM133 188V187H132ZM138 188V187H137ZM164 188V187H163ZM162 188V189H163ZM179 188V187H178ZM233 188H235V187H233ZM237 188H239V187H237ZM264 188V187H263ZM263 188H261V189H263ZM3 189H6V187L5 188H3ZM52 189V188H51ZM141 189H142V187H141ZM154 189H156V190H154ZM180 189V188H179ZM254 189V188H253ZM257 189V188H256ZM256 189H254V190H256ZM1 190H2V188H1ZM14 190V191H15ZM165 190V189H164ZM235 190V189H234ZM240 190V189H239ZM247 190V189H246ZM248 190H250V189H248ZM253 190V191H254ZM2 191H4V190H2ZM61 191V192H62ZM131 191H134V190H131ZM144 191V190H143ZM169 191H171V188H170V190ZM173 191V190H172ZM178 191V190H177ZM180 191H182L183 192V189L182 190H180ZM251 191V190H250ZM130 192V191H129ZM175 192V191H174ZM229 192V193H230ZM235 192V191H234ZM252 192V191H251ZM257 192V191H256ZM260 192V191H259ZM262 192V191H261ZM260 192V193H261ZM4 193V192H3ZM132 193H135V192H132ZM139 193V192H138ZM165 193H166V191H165ZM164 193V194H165ZM171 193V192H170ZM170 193H168V191H167V194L170 196L171 194ZM181 193V192H180ZM187 193V192H186ZM248 193V192H247ZM246 193V195H244V196H247V195H249V193L247 194ZM1 194V193H0ZM182 194V193H181ZM245 194V193H244ZM4 195V194H3ZM61 195H63V193L61 194ZM160 195V194H159ZM186 195V194H185ZM231 195V194H230ZM230 195H229V198H228V200L229 201H231V200H233L234 202H232L233 204L235 203V205H236V203H237V205H238V203H239V201H240V199H236V198H230ZM233 195V194H232ZM237 195V194H236ZM235 195V196H236ZM243 195V194H242ZM264 195V194H263ZM10 196V195H9ZM135 196V195H134ZM137 196V195H136ZM160 196H162V195H160ZM166 196V195H165ZM169 196L167 197V198H169ZM187 196V195H186ZM234 196V195H233ZM1 197V196H0ZM5 197H7V195L5 196ZM11 197V196H10ZM132 197V196H131ZM139 197V196H138ZM156 197V198H155ZM164 197V196H163ZM172 197V196H171ZM178 197H180V194L178 195ZM182 197V196H181ZM225 197V196H224ZM250 197V196H249ZM253 197H254V195H253ZM256 197H257V195H256ZM260 197V196H259ZM2 198V197H1ZM62 198V197H61ZM140 198H141V196H140ZM139 198V199H140ZM145 198H146V195H145ZM148 198V197H147ZM150 198V197H149ZM166 198V199H167ZM184 198V197H183ZM186 198V197H185ZM247 198V197H246ZM252 198V197H251ZM251 198H249V199H251ZM39 199H41V198H39ZM43 199V198H42ZM134 199H135V197H134ZM160 198H158V200H159ZM175 199H177V198H175ZM181 199V198H180ZM180 199H177V200H180ZM187 199V198H186ZM221 199H223V198H221ZM225 199V198H224ZM234 199H236V200H234ZM242 199V198H241ZM256 199H258V197L256 198ZM255 199V200H256ZM263 199V198H262ZM2 200H3V198H2ZM61 200V199H60ZM148 200V199H147ZM162 200V199H161ZM172 200V199H171ZM173 200H174V198H173ZM182 200V199H181ZM183 200H185V199H183ZM227 200V199H226ZM225 200V201H226ZM238 200V201H237ZM244 200V199H243ZM246 200V202H247V199H245ZM253 200H254V198H253ZM5 201V200H4ZM10 201V200H9ZM63 201V199L60 201V202H62ZM143 201H144V199H143ZM149 201H150V199H149ZM174 201H176V200H174ZM187 202H188V199L186 200ZM186 201H185V203H186ZM242 201V200H241ZM240 201V202H241ZM249 201V200H248ZM258 202H259V199L257 200ZM257 201H254V202H257ZM263 201V200H262ZM6 202V201H5ZM138 202H139V200H138ZM152 202H154V201H152ZM158 202V201H157ZM163 202V201H162ZM170 202H172V201H170ZM221 201H219V203H220ZM250 202V201H249ZM248 202V203H249ZM1 203V202H0ZM7 203H9V202H6L5 203V205H7ZM144 203H146V201H144ZM150 203H151V201H150ZM169 203V202H168ZM185 203H184V205H185ZM217 203V204H216ZM243 203V202H242ZM11 204H12V202H11ZM53 204V203H52ZM52 204H51V206H52ZM139 204V203H138ZM153 204V203H152ZM163 204V203H162ZM175 204V203H174ZM183 204V203H182ZM222 204V205H221ZM221 204H220V206H223V204H225V202L223 203V201L221 202ZM228 204V202L226 203V205ZM230 204H231V202H230ZM229 204V206H231ZM254 204V203H253ZM5 205H3V206H5ZM8 205H10V204H8ZM55 205V204H54ZM62 205V204H61ZM106 205H110L111 207H112V211H114V213H113V216L112 215H110V216H112V219L111 220H113L112 222L111 221H108L107 222V220L106 219H108L109 217H106L105 218V215H104V213H103V211L106 209V208H104V206L106 207ZM141 205V204H140ZM142 205H143V203H142ZM150 205V204H149ZM172 205V204H171ZM183 205V206H184ZM248 205V204H247ZM255 205H257V203L255 204ZM261 205V204H260ZM109 206V207H110ZM125 208V209H122V210H125V211H127V214H123L124 216V218L122 217V214H121V212H124V213H126L125 211H122L121 210V208H123V207ZM161 206V205H160ZM189 206V205H188ZM218 206V207H217ZM239 206V205H238ZM238 206H236V208L238 207ZM240 206H241V204H240ZM242 206H244V205H242ZM241 206V208H243ZM249 206V205H248ZM252 206V205H251ZM250 206V207H251ZM7 207H9V206H7ZM13 207H15L14 205H13ZM16 207H18V206H16ZM19 207V209H21ZM56 207H57V205H56ZM55 207V208H56ZM60 207V206H59ZM63 207V206H62ZM102 207L104 208L103 210H102ZM141 207V206H140ZM144 207H145V205H144ZM155 206H153V208H154ZM164 207V206H163ZM177 207H180V206H177ZM225 207V209H226V206H224ZM233 207H234V205H233ZM108 208V207H107ZM146 208V207H145ZM156 208V207H155ZM166 208V207H165ZM164 208V209H165ZM168 208V207H167ZM181 208V207H180ZM179 208V209H180ZM187 208V207H186ZM251 208H253V207H251ZM250 208V209H251ZM262 208V207H261ZM264 208V207H263ZM12 209V208H11ZM14 209V208H13ZM16 209V208H15ZM14 209V210H15ZM142 209V208H141ZM247 209H249V207H247ZM257 209V208H256ZM6 210V209H5ZM7 210H8V208H7ZM107 210V209H106ZM138 210V209H137ZM170 210H171V208H170ZM173 210H175L174 208H173ZM188 210V209H187ZM186 210V211H187ZM234 210V209H233ZM242 210H244V209H242ZM3 212H4V208H3V210H2ZM1 211V212H2ZM10 211V210H9ZM17 211V210H16ZM54 211V210H53ZM56 211V210H55ZM67 211V210H66ZM109 211V210H108ZM110 211H111V208H110ZM111 211V212H112ZM121 211V212H120ZM152 211V210H151ZM178 211V210H177ZM182 211V210H181ZM185 211V210H184ZM185 211V212H186ZM240 211V210H239ZM251 211V210H250ZM253 211V210H252ZM12 212V211H11ZM17 212H19V211H17ZM137 212V211H136ZM155 212V211H154ZM171 212H173V211H171ZM176 212V211H175ZM183 212V211H182ZM181 212V213H182ZM214 212V213H213ZM223 212V211H222ZM231 212V211H230ZM233 212V211H232ZM257 211H255V213H256ZM260 212V211H259ZM262 212V211H261ZM260 212V213H261ZM5 213V212H4ZM9 213V212H8ZM64 213V212H63ZM66 213V212H65ZM105 213H107V212H105ZM110 213V212H109ZM143 213V212H142ZM145 213V212H144ZM152 213V212H151ZM160 213V212H159ZM178 213V212H177ZM187 213V212H186ZM186 213H185V215H186ZM218 213H220V212H218ZM225 212H223V214H224ZM229 213V212H228ZM234 213V212H233ZM237 213V212H236ZM252 213V212H251ZM14 214V213H13ZM48 214H50V215H52V217H54L53 216V214H51V212L50 213H48ZM115 214V215H114ZM139 214V213H138ZM157 214H158V212H157ZM163 214H164V212H163ZM189 214V213H188ZM192 214V215H193ZM217 214V213H216ZM222 214V213H221ZM232 214V213H231ZM239 214V213H238ZM242 214V213H241ZM243 214H244V212H243ZM245 214H246V212H245ZM248 215H249V213H247ZM257 214V213H256ZM264 214V213H263ZM8 215V214H7ZM55 215V214H54ZM64 215H66V214H64ZM139 215H141V214H139ZM138 215V216H139ZM148 215V214H147ZM165 215V214H164ZM175 215H177V214H175ZM181 215H183V214H181ZM181 215H180V217H181ZM191 215V216H192ZM228 216H229V214H227ZM235 215V214H234ZM3 215H1V217H2ZM4 216H6V215H4ZM20 216V215H19ZM73 216V215H72ZM137 216V217H138ZM142 216V215H141ZM144 216V215H143ZM166 216L167 215H165V217L164 218H166ZM169 216H172V215H169ZM179 216V215H178ZM184 216V215H183ZM182 216V217H183ZM189 216V215H188ZM233 216V215H232ZM7 217V216H6ZM21 217H22V215H21ZM50 217V216H49ZM51 217V218H52ZM123 219H122V218ZM152 217V216H151ZM158 217V216H157ZM163 217V216H162ZM161 217V218H162ZM168 217V216H167ZM193 218H194V215L192 216ZM238 217V216H237ZM250 217V216H249ZM149 218V220L148 221H150V217H148ZM153 218H155V217H153ZM174 218H177V217H174ZM191 218V217H190ZM189 218V219H190ZM199 218H197V219H199ZM217 218V217H216ZM14 219V218H13ZM17 219V218H16ZM23 219V218H22ZM23 219V220H24ZM68 219H69V217H68ZM76 219V218H75ZM141 219V218H140ZM140 219H139V221H140ZM163 219V218H162ZM169 219V218H168ZM167 219V220H168ZM171 219V218H170ZM183 219H184V217H183ZM182 219V220H183ZM218 219V218H217ZM230 219V218H229ZM237 219V218H236ZM240 219H241V217H240ZM3 219H1V221H2ZM7 219H5V220H3V221H6ZM9 220V219H8ZM18 220H20L19 218H18ZM54 220H56L55 219V217H54ZM59 219H57L56 221H58ZM67 220V219H66ZM70 220V219H69ZM145 220V219H144ZM157 219H155V221H156ZM158 220H159V218H158ZM157 220V222H159ZM166 220V221H167ZM179 220H181V218H179ZM181 220V221H182ZM187 220V218L185 219V221ZM194 220V219H193ZM71 221H73L72 219H71ZM76 221V220H75ZM163 221V220H162ZM172 221H174V220H172ZM171 221V222H172ZM189 221V220H188ZM195 221H196V219H195ZM199 221V220H198ZM197 221V222H198ZM224 221V220H223ZM237 221V220H236ZM19 222H21V220L19 221ZM18 222V223H19ZM109 222H111V223H109ZM145 222V221H144ZM154 222V221H153ZM152 222V223H153ZM169 222H170V220H169ZM176 222V221H175ZM190 222V221H189ZM191 222H192V220H191ZM194 222V221H193ZM226 222V221H225ZM13 223V222H12ZM14 223H16V221L14 222ZM18 223H17V225H18ZM59 223H61V222H59ZM68 223V222H67ZM74 223H76V222H74ZM141 223V222H140ZM149 223V222H148ZM160 223H161V221H160ZM168 223V222H167ZM167 223H165V225L167 224ZM179 223H181L180 221H179ZM185 223V222H184ZM199 223V222H198ZM215 223V222H214ZM234 223V222H233ZM5 223H3V225H4ZM7 224V223H6ZM57 224V223H56ZM66 224V223H65ZM141 224H143V222L141 223ZM145 224V223H144ZM151 224V223H150ZM162 224V223H161ZM169 224V223H168ZM173 224V223H172ZM177 224V223H176ZM182 224H183V221H182ZM197 224V223H196ZM213 224V223H212ZM211 224V225H212ZM221 224V223H220ZM224 224V223H223ZM15 225V224H14ZM13 225V226H14ZM28 225H26V226H28ZM77 226H79L78 225V223L76 224ZM146 225L147 224H145V228H146ZM149 225V224H148ZM171 225V224H170ZM175 225V224H174ZM179 225V224H178ZM181 225V224H180ZM188 225V223H186V225L185 226H187ZM190 225V224H189ZM194 225H195V223H194ZM217 225H218V223H217ZM216 225V226H217ZM16 226V225H15ZM25 226V227H26ZM60 226V225H59ZM83 226V225H82ZM158 226V225H157ZM159 226H160V224H159ZM158 226V227H159ZM164 226V225H163ZM168 226V225H167ZM193 226V225H192ZM207 226V227H208ZM4 227H5V225H4ZM9 227H10V225H9ZM12 227V226H11ZM25 227H23V228H25ZM79 227H81V226H79ZM138 227L140 228V229H138ZM150 227V226H149ZM148 227V228H149ZM153 227V225L151 226V228ZM161 227V226H160ZM176 226H174L173 228H175ZM182 227V226H181ZM188 227H190V226H188ZM187 227V228H188ZM201 227V228H202ZM8 228V227H7ZM28 228V227H27ZM83 228V227H82ZM150 228V229H151ZM163 228V227H162ZM167 228V227H166ZM166 228H163V229H166ZM171 228V227H170ZM186 228V227H185ZM195 228V227H194ZM210 228V227H209ZM217 228V227H216ZM219 228V227H218ZM12 229V228H11ZM33 229H35L36 230V232L38 233H35V232H31V230L33 231ZM62 229V228H61ZM68 229V228H67ZM158 229H160V228H158ZM176 229H178V228H176ZM197 229V228H196ZM8 230V229H7ZM65 230V229H64ZM79 230H81L80 228H79ZM84 230V229H83ZM147 230V229H146ZM181 230V229H180ZM182 230H183V228H182ZM206 230H208V228L206 229ZM68 231V230H67ZM143 231V230H142ZM142 231H140V232H142ZM149 231V230H148ZM151 231H152V229H151ZM166 231V230H165ZM176 231H179V229L178 230H176ZM175 230H174V232H176ZM202 231H203V229H202ZM79 232V231H78ZM84 232V231H83ZM83 232H81L83 235L82 236H86V234L84 235V233ZM158 232H160V231H158ZM161 232H162V229H161ZM168 232V231H167ZM181 232V231H180ZM217 232V231H216ZM225 232V231H224ZM258 232V231H257ZM14 233H15V235H16V232H14V231H11V230H9V231H7V236L8 237H12L13 235H14ZM80 233V232H79ZM79 233H78V235H79ZM148 233V232H147ZM152 234H150V236L151 235H153L154 234V232L152 231L151 232ZM156 233H157V231H156ZM166 233V232H165ZM188 233V232H187ZM197 233V232H196ZM206 233V232H205ZM220 233V232H219ZM228 233V232H227ZM247 233V232H246ZM261 233V232H260ZM22 234V233H21ZM25 234V233H24ZM26 234H28V233H26ZM37 234V235H36ZM163 234V233H162ZM169 234H170V231H169ZM172 234V233H171ZM176 234V233H175ZM178 234H181V233H178ZM204 234V233H203ZM263 234V233H262ZM18 235V234H17ZM16 235V236H17ZM23 235V234H22ZM21 235V236H22ZM154 235H156V234H154ZM159 235V234H158ZM157 235V236H158ZM201 235V234H200ZM211 235V234H210ZM245 235V234H244ZM28 235H24V237H22L21 239V243L23 244V246H25V247H23L22 249L24 250L23 251V253L24 252H26L25 250H29V253H28V257H30L29 258V262L27 263V264H37L38 262L37 261H39L38 259L40 258V255L39 254H42V253H44V252H41L40 250H39V252H38V250H37V247H35L34 245H31V241H33V239L31 240V239H29V237H27ZM41 236V235H40ZM80 237H81V234L79 235ZM162 236V235H161ZM164 237H165V235H163ZM169 236V235H168ZM171 236V235H170ZM174 236V235H173ZM179 236V235H178ZM207 236V235H206ZM209 236V235H208ZM222 236V235H221ZM259 236H261V235H259ZM44 236L42 235V238H43ZM151 237H154V236H151ZM172 237V236H171ZM170 237V238H171ZM176 237V236H175ZM182 237H184V236H182ZM196 237H197V235H196ZM204 237V236H203ZM203 237H201V238H203ZM14 238V237H13ZM86 238V237H85ZM160 238V237H159ZM158 238V239H159ZM163 238V237H162ZM179 238H181V236L179 237ZM190 238V237H189ZM207 238V237H206ZM221 238V237H220ZM1 239V238H0ZM9 239V238H8ZM36 239V238H35ZM37 239H40L41 240V238H37ZM157 239V238H156ZM262 239H263V237H262ZM16 240V239H15ZM49 240V241H50ZM151 240V241H150ZM171 240H174V241H177L175 238H171ZM181 240V239H180ZM2 241V240H1ZM37 241V240H36ZM36 241H34V244H38V243H35ZM170 241V240H169ZM194 241V240H193ZM198 241V240H197ZM6 242H8L7 240H6ZM19 242H20V240H19ZM31 242V243H30ZM39 242V241H38ZM154 242H155V240H154ZM165 242V241H164ZM163 242V243H164ZM172 242V241H171ZM171 242H169V243H171ZM181 242V241H180ZM184 242V241H183ZM201 242V241H200ZM200 242H198V243H200ZM206 242V241H205ZM10 243V242H9ZM8 243V244H9ZM49 243V242H48ZM158 243V242H157ZM162 242H161V244H163ZM175 243H177V242H175ZM261 243V242H260ZM33 244V243H32ZM40 244V243H39ZM38 244V245H39ZM44 245L43 246H41V247H45V243H43ZM159 244H160V242H159ZM180 244V243H179ZM190 244H192V243H190ZM194 244V243H193ZM6 245V244H5ZM37 245V246H38ZM172 245H174V244H172ZM175 245H178V244H175ZM183 245V244H182ZM262 245V244H261ZM260 245V246H261ZM9 246V245H8ZM20 246V245H19ZM158 246V245H157ZM165 246V245H164ZM163 246V247H164ZM168 246H171V245H168ZM215 246H216V244H215ZM264 246V245H263ZM6 247V246H5ZM48 247V246H47ZM143 247V248H142ZM155 247V246H154ZM166 247V246H165ZM176 247V246H175ZM188 247V246H187ZM252 247V246H251ZM12 248V247H11ZM173 248L174 247H172L171 246V248H169V249H166L165 251H163V254L161 253V255H163L162 257H166L167 256V258L169 259V258H173V256H175L176 254H174L173 253ZM178 248H180V247H178ZM178 248H176L175 250L177 251L178 250ZM208 248H210V247H208ZM261 248V247H260ZM39 249V248H38ZM82 250L83 252H84V255H82V256H78V252L76 253L74 250ZM151 249H153V248H150L149 250H151ZM171 249V250H170ZM187 249V248H186ZM214 249V248H213ZM246 249V248H245ZM10 250V249H9ZM19 250H21V249H19ZM36 250V251H35ZM144 250V249H143ZM160 250V249H159ZM164 250V249H163ZM180 250V249H179ZM179 250H178V252H179ZM251 250V249H250ZM256 250H258V249H256ZM3 251V250H2ZM7 251H8V249H7ZM15 251V250H14ZM47 251V250H46ZM72 251H74L75 253H73ZM82 251H80V252H82ZM148 251V250H147ZM200 251V250H199ZM11 252V251H10ZM9 252V253H10ZM22 252V251H21ZM38 252V253H37ZM52 252V251H51ZM79 252V253H80ZM140 252V251H139ZM154 252V251H153ZM175 252V251H174ZM183 252V251H182ZM246 252V251H245ZM256 252V251H255ZM254 252V253H255ZM4 253V252H3ZM22 253V254H23ZM47 253H49V252H47ZM148 253H151V252H148ZM160 253V252H159ZM264 253V252H263ZM6 254V253H5ZM25 254H27V252L25 253ZM44 254H46V253H44ZM49 254H52V253H49ZM180 254V253H179ZM189 254V253H188ZM195 254H197V253H195ZM199 254V253H198ZM202 254V253H201ZM204 254V253H203ZM206 254V253H205ZM257 254V253H256ZM7 255V254H6ZM48 255V254H47ZM47 255H46V257H47ZM79 255H81V254H79ZM141 255V254H140ZM139 255V256H140ZM144 255V254H143ZM155 255V254H154ZM158 255V254H157ZM156 255V256H157ZM182 255V254H181ZM187 255V254H186ZM214 255H215V253H214ZM259 255V254H258ZM263 255V254H262ZM14 256H16V255H14ZM42 256V255H41ZM51 256V255H50ZM146 256V255H145ZM148 256H149V254H148ZM148 256H146V257H148ZM178 258H179V256L178 255H176ZM192 256V255H191ZM195 256V255H194ZM197 256H199V255H197ZM196 256V257H197ZM207 256V255H206ZM249 256V255H248ZM3 257V256H2ZM12 257V256H11ZM19 257H21L20 255H19ZM22 257H23V255H22ZM27 257V256H26ZM56 257V258H57ZM79 257H82V263L80 262L81 260L79 259ZM83 257H85V258H83ZM152 257V256H151ZM160 256H158L157 258H159ZM176 257V258H177ZM181 257V256H180ZM201 257V256H200ZM199 257V258H200ZM203 257V256H202ZM14 258V257H13ZM44 258V257H43ZM42 258V259H43ZM51 257H49V259H50ZM52 258L50 259V260H52ZM150 258V257H149ZM156 258V259H157ZM183 258V257H182ZM190 258V257H189ZM199 258H197V260L199 259ZM204 258H205V256H204ZM207 258V257H206ZM212 258V257H211ZM232 258V257H231ZM261 258V257H260ZM7 259V260H6ZM6 259L4 260V259H2L3 261H8V259L9 258H7V256H6ZM23 260H24V258H22ZM146 259V258H145ZM144 259V260H145ZM151 259H153V257L151 258ZM155 259V258H154ZM155 259V261H157ZM166 259V258H165ZM175 259V258H174ZM174 259L172 260V261H174ZM187 259V258H186ZM208 260H209V258H207ZM10 260V259H9ZM22 260V261H23ZM27 261H28V259H26ZM141 260V259H140ZM150 260V259H149ZM164 260V259H163ZM180 260V259H179ZM193 260V259H192ZM199 260H203V258L201 259H199ZM205 260V259H204ZM214 260V259H213ZM47 261V260H46ZM85 261V260H84ZM147 261H148V258H147ZM167 262H168V260H166ZM177 261V264H178V260H176ZM254 261H256V260H254ZM94 262V263H95ZM138 262V261H137ZM180 263H181V261H179ZM193 262H195L194 260H193ZM205 262V261H204ZM211 262H212V259H211ZM264 262V261H263ZM86 263H88V261L86 262ZM91 263V262H90ZM141 263V262H140ZM150 263H152V262H150ZM161 263H163L162 261H161ZM166 263V262H165ZM173 263V262H172ZM189 263V262H188ZM200 263V262H199ZM15 264V263H14ZM18 264V263H17ZM39 264V263H38ZM49 264H51L50 262H49ZM89 264V263H88ZM142 264V263H141ZM144 264V263H143ZM173 264H175V263H173ZM183 264V263H182ZM187 264V263H186ZM209 264V263H208Z\"/></svg>", "mask_w": 264, "mask_h": 264}, {"label": "rangeland", "instance_id": "2", "mask_svg": "<svg viewBox=\"0 0 264 264\" xmlns=\"http://www.w3.org/2000/svg\"><path fill=\"white\" fill-rule=\"evenodd\" d=\"M55 1V2H54ZM79 1L80 0H0V42L2 43H0V79H5V77H3V76H5V75H7L6 77V79H7V82L9 81V80H11V78H12V81H10V82H12V84L9 82L8 83V85H7V82H6V79H5V81L4 80H0V85H1V82H3L4 81V84H6V85H4V87H2V86H0V90H1V87H2V90L1 91H3L4 90V92H2V94L0 95V112L2 111V112H4L3 114L4 115H6L5 114V112L7 111V113H10V112H12L13 110L12 109H15V110H18V109H21L20 107L22 106V104L24 105V106H28V99H29V103L33 100V102H31V104H32V106H34V107H37V105L39 106V107H41V105L43 104H45V103H47L48 105L46 106V107H51V105H49V104H51V103H53V102H56L57 103V98L59 99V101L61 100V98H62V100L60 101V102H62L63 101V103H65L66 101H69V104L71 103V104H76V101H79V99L81 98L82 99V101L80 100L79 102H81V103H87L86 104V107H85V104H84V107H85V109L87 108V105H88V108L90 109V111H91V113H89L90 111L88 110V108H87V112H86V110L84 109V111H83V108L84 107H80V105H81V103H79V102H77L79 105H77L78 106V108H77V106L75 105V108L76 109H79V107L82 109V111H80V109L78 110L79 111V113L77 114V116L76 117H78L79 118V121H78V119L76 118V120H75V124H76V126L77 127H79V124H80V122L81 121H83L84 119H85V123L83 122V124H85V125H83L82 124V122H81V124H80V127L78 128L79 130H80V132H82V131H84L85 133H83L82 132V134L85 136V134H86V131H87V136H86V138L88 137V135H89V137H88V139H90L89 141L91 142H89L88 144L89 145H93L92 146V148H94V149H96V151H97V147H98V149H100V150H98L97 152H99L98 154L99 155H101V154H103L104 155V158L106 159L110 154V156H112V154H114V159H117V157H119L118 159H120V158H122V157H124L125 159L127 158V156H130V157H132V158H130V157H128L126 160L124 159V158H122L121 160H122V162H125V163H123V167H122V169H121V172L123 171L124 172V175H125V177L123 176L122 177V175H123V172H122V174L119 172V174H121V176L119 175V177L121 178L122 177V181L124 182V181H126L125 182V184L129 181L130 183H132L133 181H135V182H133L132 184L133 185H135V186H133L132 184L131 185H125L126 186V192H125V197L126 196H129L130 195V198L131 199H133L132 201H133V203H135L134 202V200H137L136 201V203H135V205H134V208H136L137 206V209L136 210H134L133 209V211H135L134 212V217L135 218H137V226L138 225H140L139 227H141V229L138 227V229H140V231H142V232H140L139 231V233H140V235H141V233H143L144 235H146L147 237L149 236L150 238H151V240H152V242L153 243H151L150 242V246L147 248V249H145V248H143V249H141V246H140V248H138V252H136V261H135V264H173V263H175V264H177V261L176 260H178V264H264V169H262V168H264V39H261V37H264V30H262V29H264V28H261V29H259L261 26H259V28L257 29V30H259V31H257V30H255V32H256V36H257V38H258V36H260V38H259V40H261L260 42H259V40L257 39V40H254V41H258L259 43H256V51L254 50L253 51V57H251V59L252 60H254L256 57V59H255V64L252 62V64H251V61H250V64H249V62H248V66H247V64H245V65H242L241 63H239V65H237L238 64V62H236V63H234L233 62V64H235V66H231V65H233L232 64V62H230L229 63V65H223V64H225V63H223L222 61H220L219 62V64H218V66H216V68H218V71L220 72V71H222V72H224V71H226V74H228V78H227V82H226V85H228V88H229V85H230V89H234V88H236L237 89V91L238 90H242V91H244V92H249V96H250V98H253L252 100L251 99H247V102L246 103H242V104H239V107H241V105H243L244 104V106H242V108L243 107H245L246 109L248 108H250L249 110V114H250V116H249V114L247 115V117L245 116V120L243 119V118H237V119H234V121H233V129H234V136H236V137H238V139L236 138V137H234L233 136V138H234V146H236V147H234V149L235 150H233V152L238 156V157H240L239 159L237 158V160H238V162L236 161V160H234V159H232V162L230 161L229 162V159L228 160H226V159H224L223 160V164H225L224 162H229V163H226V164H229V165H231L230 166V168L228 167L227 168V166L225 165V168H227V170L226 171H224V169L225 168H223V167H221V168H216V169H218L217 171H214L215 169L213 168V167H215V165H218L219 167L220 166H224V165H222V164H220V163H222L221 161H222V159H221V157L220 158H218L220 161H219V163L217 162V164H216V161L214 162V161H209V164L211 165V163H215V165L214 164H212V166H210L209 164H208V161L205 163V165H208V166H210V167H212V168H210L209 167V169H212L213 171H214V173L215 172H218L217 173V176H220V174H221V172L222 171H224V172H228V173H225V174H223V175H225V176H223V177H226V178H224L223 179V177H222V175L219 177L221 180H224V181H229V183L232 181V178H234L233 179V181H232V183L233 184H231V186L233 185V187H235V188H233V187H231L230 189H231V192H230V190L228 191V194H227V192H226V195H225V193H224V195L222 194V192H221V195H220V200H218V206H219V208L217 209V210H219L220 209V207L222 208L220 211H218V212H220V213H218L217 211L215 212V214L212 216V218L211 219H214V220H212L213 222H211V224H210V226H206V227H202L201 225L202 224H200V218H199V216L198 217H196V215L195 214H193L192 212H188V211H191V209L190 208H188V207H190V204L192 203V202H190L189 200H190V198H188V185H187V176L188 175H186L187 173L189 174V172L191 171V167H192V165H193V157H194V153L196 152V150L195 151H192L193 150V148L195 149L196 147H194V146H197V140H194V139H197V137H198V131H194V133H192V131L194 130V128L192 127L191 128V126H190V124H192L191 122H187V123H182V126L180 125V123H178L180 126H178V127H176V129L178 130L177 132H175L176 131V129L175 130H173L175 127L173 126V125H175V126H177V121L175 122V121H169L170 119H168V120H166V125L163 127V125L165 124V120H163V121H160V122H163V124L162 123H160L159 124V121L158 122H154V123H156V124H154V123H151V122H148V121H145L146 123H148L147 125H148V131L144 128V133L142 132V131H140V133L139 134H137L136 133V135H142V134H144V136H139V138L137 137V136H135L136 137V143L138 144V142H142V143H140V144H135V142H134V137H133V141H132V136H128V138H130L129 140H130V142L129 143H127V145L124 147V149L122 150V151H120L121 152V154L123 153H125L124 151H126V153H125V155H121L120 153H119V151H117L116 153H114V151H112L113 149H112V147H111V145H109L108 146V144H110V143H113L114 141H115V139L117 140V138L119 137V135L118 134H120V136L121 135H123L124 134V132L125 131H127V130H125L126 128H127V124H128V120L126 119V118H129V120L131 121H133V120H136L137 119V121H139V126H141V127H139L140 129L139 130H143V127H147V125H145L146 123L144 122H142V121H140V120H138L139 118H137V116L138 117H140L141 115H139L137 112H135L136 111V109H137V103L135 102V97H134V95H136V93H135V91L133 90L134 88H132L131 86V84H129L128 85V83H129V81H130V77H128L127 75H126V73L127 74H129L130 72H132V66H133V64L132 63H134L135 61L134 60H139V59H141V58H145L146 56L145 55H141V54H143L144 52H143V47L145 46L144 45V41L143 42H141L143 39H140V38H142L140 35H139V37H138V35H136L137 37H134V48L133 47H131L132 45L130 44V45H128V43L126 44V42H128L127 40L129 39V33H128V30L125 32V27H126V25L125 24H123L121 21H119V19L113 14V15H110V16H107V17H105L104 18V16L102 15L101 16V14H97V13H99L101 10L102 11H104L103 10V8L105 7V5L107 6L108 4H110V5H108L110 8H111V6H113L112 8H115V5H113L114 4V1L113 0H103L102 2H98V3H96V4H100V6L99 5H96L95 3L93 4L94 5V7L96 6V8L97 9H95L94 7H92V10H90V12H92V14H91V18H90V20H92V22H94V28H95V30L93 31V32H90L89 31V27H88V25L86 24V23H84V22H81L79 19H80V17L78 16V15H82L81 13L83 12L82 11V9H81V2H80V4H79ZM112 1V2H111ZM147 1V0H146ZM150 1V5L152 4V2H153V0H149ZM149 1H147V3H149ZM42 4H41V3ZM57 2V3H56ZM68 2V3H67ZM109 2H111V3H109ZM38 3V4H37ZM102 3H103V7H102V9H101V6H102ZM107 3V4H106ZM154 3V2H153ZM25 4H26V6H25ZM31 5V6H30ZM75 5V6H74ZM67 6V7H66ZM72 6V7H71ZM80 6V7H79ZM28 8V9H27ZM98 8H100V10L98 9ZM40 9V10H39ZM70 9V10H69ZM79 9H81V10H79ZM93 9H95V10H93ZM55 10H56V12H55ZM98 10V11H97ZM28 11V12H27ZM59 11V12H58ZM72 11V12H71ZM79 11H81V12H79ZM87 11V10H86ZM28 14H27V13ZM64 12V13H63ZM67 12V13H66ZM69 12V13H68ZM79 12V13H78ZM95 12V13H94ZM25 13V14H24ZM60 13V14H59ZM100 13H103V12H100ZM96 15V17L94 18V16ZM94 15V16H93ZM57 16V17H56ZM93 16V17H92ZM98 16V17H97ZM100 16L102 17V18H104V20L102 19V18H100ZM64 17V18H63ZM108 17H109V19H108ZM116 17V18H115ZM16 18V19H15ZM56 18H57V20H56ZM60 18H61V20H60ZM66 18V19H65ZM71 18V20H68V19H70ZM79 18V19H78ZM94 18V19H93ZM100 18V19H99ZM26 19V20H25ZM43 19V20H42ZM59 19V20H58ZM23 22H22V21ZM66 20H68V22L66 21ZM79 20V21H78ZM102 20L104 21V22H102ZM31 21V22H30ZM65 21V22H64ZM97 21H99V23L97 22ZM110 21V22H109ZM119 21V22H118ZM64 22V23H63ZM67 22V23H66ZM74 22V23H73ZM121 22V23H120ZM4 25H3V24ZM15 25H14V24ZM23 23V24H22ZM44 23V24H43ZM47 23V24H46ZM72 23V24H71ZM76 23V24H75ZM79 23V24H78ZM98 23V24H97ZM100 23H101V25H100ZM106 23V24H105ZM110 23V24H109ZM17 24V25H16ZM21 24V25H20ZM40 24V25H39ZM54 24V25H53ZM65 24V25H64ZM68 24V25H67ZM71 24V25H70ZM81 24V25H80ZM84 24L85 25H87V26H84ZM122 24H123V26H122ZM262 24H264V21H263V23ZM67 25V26H66ZM72 25H74V27L72 26ZM85 27V29L83 28V26ZM96 25V26H95ZM100 25V26H99ZM9 26V27H8ZM15 28H14V27ZM32 26V27H31ZM62 26V27H61ZM76 26V27H75ZM81 26V27H80ZM117 26V27H116ZM31 27V28H30ZM56 27V28H55ZM79 27V28H78ZM88 27V28H87ZM98 27V28H97ZM99 27H100V29H99ZM106 29H105V28ZM112 27V28H111ZM263 27H264V25H263ZM5 28V29H4ZM12 28H14V29H12ZM23 28V29H22ZM80 28H82V30L80 29ZM104 28V29H103ZM115 28V29H114ZM60 29H62V31L60 30ZM75 29H77V30H75ZM84 29V30H83ZM87 29V30H86ZM124 29V30H123ZM8 30H10V31H8ZM28 30V31H27ZM51 30V31H50ZM58 30V31H57ZM73 30V31H72ZM86 30V31H85ZM96 30H98L97 31V33L98 32H100V33H98V35H97V33H96ZM102 30H104L105 32H103ZM111 30V31H110ZM120 30H121V32H120ZM78 31V32H77ZM85 31V32H84ZM124 31V32H123ZM20 32V33H19ZM63 32V33H62ZM81 32V33H80ZM84 32V33H83ZM95 32V34L94 35H96V37L97 36H99V38L97 39H95V41H92V40H94V39H90V40H88L87 38L85 39L84 37H86L87 35H91L92 33H94ZM116 32H120V33H118V35H116L117 33ZM122 32H123V34H122ZM254 32V33H255ZM8 33V34H7ZM10 33V34H9ZM15 33V34H14ZM18 33V34H17ZM65 33V34H64ZM67 33H68V35H67ZM79 33V34H78ZM83 33V34H82ZM102 33V34H101ZM105 33V34H104ZM109 33H111V35L109 34ZM116 33V34H115ZM253 33V32H252ZM253 33V34H254ZM27 36H26V35ZM54 34V35H53ZM59 34H60V36H61V38H60V36H59ZM73 34V35H72ZM76 34V36H74ZM82 34V35H81ZM99 34H101V36L99 35ZM124 35V36H122V35ZM125 34H127L128 35V37H126L127 35H125ZM252 34V35H253ZM8 35H9V37H8ZM12 35V36H11ZM48 35V36H47ZM56 35V36H55ZM58 35V36H57ZM63 35V36H62ZM71 35H72V37H71ZM78 35V36H77ZM81 35V36H80ZM93 35V38L95 37ZM104 35H106V36H104ZM114 36V38H110L109 36ZM11 36V37H10ZM102 36H104V38L102 37ZM121 36V37H120ZM17 37V38H16ZM57 37V38H56ZM59 37V38H58ZM80 37H82V39L84 38V40H82L81 41V39H80ZM102 37V38H101ZM107 37V39L105 40V38ZM118 39H117V38ZM125 37V39H123ZM11 38H13L12 40H11ZM32 38V39H31ZM69 38V39H68ZM76 38H77V40H76ZM101 38V44H100V41H98L99 39ZM122 38V39H121ZM127 38V39H126ZM140 39V40H137V39ZM253 39L255 38V34L253 35V37H252ZM18 39H20V40H18L19 42H20V44H18V41L17 40ZM44 39V40H43ZM72 39V40H71ZM114 39H116L115 41H114ZM135 39H136V41H135ZM16 40V41H15ZM53 40V41H52ZM65 40V41H64ZM71 40V41H70ZM80 40V41H79ZM87 40V41H86ZM104 40V41H103ZM13 41V42H12ZM91 43H90V42ZM121 41V42H120ZM24 43V44H22V43ZM70 42V43H69ZM82 42V43H81ZM95 43V45L96 46H94L93 45V43ZM104 42H106V43H104ZM123 42L126 44L125 46H124V44H123ZM9 43V44H8ZM11 43H14V44H12L11 45ZM29 43V44H28ZM83 43H86L85 45L86 46H83L84 44ZM87 43H89V44H87ZM97 43H98V46H97ZM103 43V44H102ZM138 43V45H136ZM141 43V44H140ZM16 44V45H15ZM74 44V45H73ZM80 44H82V45H80ZM121 44V45H120ZM263 45V46H261V45ZM2 45V46H1ZM19 45H21V46H19ZM71 45V46H70ZM76 45V46H75ZM88 45V46H87ZM102 46V47H100V46ZM109 45H110V47H109ZM137 47H136V46ZM260 45V46H259ZM5 46H7V48L5 47ZM10 46V47H9ZM12 46V47H11ZM16 46V47H15ZM57 46V47H56ZM74 46V47H73ZM79 46H80V48H79ZM113 46V47H112ZM117 46V47H116ZM124 46V47H123ZM258 46H259V49H258ZM44 47V48H43ZM47 47V48H46ZM64 47V48H63ZM66 47H69V48H66ZM70 47H72L73 49H74V51H72L73 49L72 48H70ZM76 47V48H75ZM85 47V48H84ZM88 47H90L89 49H87ZM94 48V47H97V48H94V49H92V48ZM109 48V51L108 50H106L107 48ZM123 47V48H122ZM128 47H130V48H128ZM141 47V48H140ZM3 48V49H2ZM4 48H5V50H4ZM17 48H18V50H17ZM21 48H23L22 50H21ZM101 48V49H100ZM104 50H103V49ZM116 48V49H115ZM126 48V49H125ZM128 48V49H127ZM133 50H132V49ZM63 49V50H62ZM98 49V50H97ZM100 49V50H99ZM111 49V50H110ZM129 49H131V51H133L132 53H131V51H129ZM136 49V50H135ZM261 49V50H260ZM12 50V51H11ZM14 50H15V52H16V54H15V52H14ZM32 50V51H31ZM87 52H85V51ZM102 50V51H101ZM135 50V51H134ZM25 51V52H24ZM55 51V52H54ZM70 51V52H69ZM78 51V52H77ZM90 51H92V53H94L93 55L91 54V52ZM93 51H95V52H93ZM100 51V52H99ZM108 51V52H107ZM137 51L138 52H140V54L139 53H137ZM21 52V53H20ZM27 52V53H26ZM50 52V53H49ZM60 52H62V53H60ZM85 53V55L87 56H84V53ZM257 53V55H255L254 53ZM7 53V54H6ZM9 53V54H8ZM25 53V54H24ZM90 53V54H89ZM100 53V54H99ZM117 53V54H116ZM121 53V54H120ZM124 53V54H123ZM6 54V55H5ZM19 54H21L20 56H19ZM56 54V55H55ZM96 54V55H95ZM106 54V55H105ZM130 54V55H129ZM3 55V56H2ZM67 57H66V56ZM72 55V56H71ZM89 55V56H88ZM92 55V56H91ZM105 55V56H104ZM108 55H110V56H108ZM119 55V56H118ZM126 55V56H125ZM55 56V57H54ZM80 56V57H79ZM82 56V57H81ZM95 56V57H94ZM104 56V57H103ZM112 56V57H111ZM123 56V57H122ZM130 56H131V58H130ZM135 56V57H134ZM140 56H142V57H140ZM17 57V58H16ZM19 57V58H18ZM52 57V58H51ZM57 57V58H56ZM60 57V58H59ZM73 57V58H72ZM79 57V58H78ZM94 57V58H93ZM107 57V58H106ZM128 59H126V58ZM71 58V59H70ZM75 58V60H73ZM116 58V59H115ZM123 58H124V60H123ZM130 58V59H129ZM135 58V59H134ZM4 59V60H3ZM107 61H106V60ZM126 59V60H125ZM132 59V60H131ZM8 60V61H7ZM57 60V61H56ZM79 60H81V61H79ZM84 60V61H83ZM97 60V61H96ZM121 62H120V61ZM16 61V62H15ZM56 61V62H55ZM77 61V62H76ZM89 61H90V63L91 64H89ZM100 61H101V63H100ZM109 61V62H108ZM123 61V62H122ZM67 62V63H66ZM76 62V63H75ZM88 62V63H87ZM93 62V63H92ZM114 62V63H113ZM127 62H128V64H127ZM221 62H222V64H221ZM107 63V64H106ZM109 63V64H108ZM113 63V64H112ZM122 63H124L123 65L124 66H122L121 64ZM15 64V65H14ZM70 64V67L68 66ZM84 64H85V67H83L84 66ZM87 64V65H86ZM111 64V65H110ZM117 64H118V66H117ZM254 64V65H253ZM3 65L5 66V67H3ZM65 67H64V66ZM73 65V66H72ZM96 65H97V67H96ZM100 65H101V68H100ZM263 65V66H262ZM8 66V67H7ZM56 66V67H55ZM67 66V67H66ZM98 66H99V68H98ZM108 66V67H107ZM113 66V67H112ZM116 66H117V68H116ZM241 66V68H239ZM250 66V67H249ZM13 67V68H12ZM105 67V68H104ZM111 67V68H110ZM124 67V68H123ZM209 66H206V67H202V68H208ZM221 67V68H220ZM223 67H225V68H223ZM227 67V68H226ZM249 67V68H248ZM20 68V69H19ZM70 68V69H69ZM117 70H116V69ZM123 70H127L126 72L123 70H121V69ZM127 68V69H126ZM234 68V69H233ZM237 68V69H236ZM263 68V69H262ZM4 69V70H3ZM16 69V70H15ZM102 69V70H101ZM105 69H107L106 71H105ZM223 69H224V71H223ZM227 69V70H226ZM2 70V71H1ZM51 70V71H50ZM84 70H86V72L84 71ZM95 70V71H94ZM113 70V71H112ZM116 72H115V71ZM120 70V71H119ZM129 70V71H128ZM239 70L241 71V72H239ZM244 70V71H243ZM20 71H22V72H20ZM24 71V72H23ZM27 71V72H26ZM80 72L79 74H77V72ZM94 71V72H93ZM99 71V72H98ZM101 71H103V73L101 72ZM106 73H105V72ZM110 71V72H109ZM122 71V72H121ZM230 71H232L231 73H230ZM244 73H243V72ZM12 72V73H11ZM72 72V73H71ZM84 72V73H83ZM103 74H101V73ZM109 72V73H108ZM218 72V74L220 75L221 73H219ZM228 72V73H227ZM238 72V73H237ZM6 73V74H5ZM28 73V74H27ZM66 73V74H65ZM81 73H83V74H81ZM87 73H89V74H87V76H86V74ZM94 73H95V75H94ZM109 75H108V74ZM113 73V74H112ZM115 73V74H114ZM122 73H124V74H122ZM3 74V75H2ZM9 74H11L12 75V77L9 75ZM68 74V75H67ZM73 74V75H72ZM84 74H85V77L84 78H82V76H84ZM101 74V75H100ZM245 74V75H244ZM257 74V75H256ZM2 75V76H1ZM18 75V76H17ZM41 75V76H40ZM65 75H67V77L65 76ZM79 75H81V76H79ZM94 76V80H92L93 79V77L91 78V76ZM97 75V76H96ZM106 75V76H105ZM112 75V76H111ZM125 75V76H124ZM235 75V76H234ZM14 76V77H13ZM64 76V77H63ZM102 76H103V78H102ZM108 76V77H107ZM115 76V77H114ZM116 76L118 77V80H116ZM121 76V77H120ZM234 76V77H233ZM258 76V77H257ZM8 77H9V79H8ZM72 77V78H71ZM81 77V78H80ZM122 77H125V78H123L122 79ZM126 77H128V80H127V78ZM231 77V78H230ZM27 78V79H26ZM48 78V79H47ZM60 78V79H59ZM66 78V79H65ZM74 78V79H73ZM79 78V79H78ZM89 78V79H88ZM109 78V79H108ZM112 78H114V79H112ZM120 78V79H119ZM237 78V79H236ZM15 79V80H14ZM23 79H25V80H23ZM55 79V80H54ZM81 79H84V81L83 80H81ZM104 79H105V81H104ZM107 79V80H106ZM112 79V80H111ZM122 79V80H121ZM52 80V81H51ZM60 80V81H59ZM68 80V81H67ZM71 80V81H70ZM76 80V81H75ZM78 80V81H77ZM91 80V81H90ZM103 80V81H102ZM115 80L117 81V82H115ZM121 80V81H120ZM125 80H127V81H125ZM65 81V82H64ZM74 81V82H73ZM88 81V82H87ZM89 81H90V83H89ZM101 81V82H100ZM251 81V82H250ZM30 82V83H29ZM34 82V83H33ZM36 82V83H35ZM48 82V83H47ZM68 82V83H67ZM75 82H77V84L75 83ZM82 82H84V83H82ZM88 84H87V83ZM229 82H230V84H229ZM232 82V83H231ZM17 83V84H16ZM73 83H75V84H73ZM79 83V84H78ZM92 83V84H91ZM112 83H113V85H112ZM114 83H116V84H114ZM259 83V84H258ZM9 84H11L10 85V87L9 88H11V86L12 87H14V84H16V87H14V88H11V89H9V88H6V89H8V90H5V86L6 87H8L9 86ZM21 84H22V86H21ZM30 84V85H29ZM44 84V85H43ZM59 84V85H58ZM64 84V85H63ZM67 84V85H66ZM70 84V85H69ZM84 84V85H83ZM103 84H105V85H103ZM110 84V88H109V85ZM3 85V84H2ZM66 85V86H65ZM78 85V86H77ZM242 85V86H241ZM247 85V86H246ZM19 86V87H18ZM21 86V87H20ZM33 86V87H32ZM42 86V87H41ZM60 86V87H59ZM75 86L77 87V88H75ZM81 86V87H80ZM86 86V87H85ZM96 86V87H95ZM104 86V87H103ZM112 86H114V87H112ZM125 86V87H124ZM128 86H129V88H128ZM232 86H234V87H232ZM261 86V87H260ZM24 87V88H23ZM36 87V88H35ZM59 88V90L57 89V88ZM73 87V88H72ZM84 87V88H83ZM88 87V88H87ZM91 87H93V88H91ZM102 87V88H101ZM4 88V89H3ZM17 88V89H16ZM18 88H20V89H18ZM22 88V89H21ZM64 88H65V90H64ZM68 88H70V89H68ZM73 89V91H72V89ZM87 88V89H86ZM96 88V89H95ZM116 88H118V89H116ZM120 88V89H119ZM126 88H128V89H126ZM247 88V89H246ZM40 89V90H39ZM75 89V90H74ZM82 89V90H81ZM85 89V90H84ZM103 89V90H102ZM108 89V90H107ZM114 89V90H113ZM236 89H234L235 91H236ZM258 89V90H257ZM12 92H11V91ZM37 90V91H36ZM54 90H56L57 92H55ZM61 90H63V94H62V91ZM81 90V91H80ZM90 90V91H89ZM107 90V91H106ZM113 90V91H112ZM122 90V91H121ZM129 90V91H128ZM134 91V92H131V91ZM247 90H249V91H247ZM9 93H8V92ZM18 91V92H17ZM49 91V92H48ZM66 91V92H65ZM89 93H88V92ZM94 91V92H93ZM98 92V94H97V92ZM112 93H110V92ZM116 91H117V93H116ZM118 91H121V92H118ZM257 93H256V92ZM16 92V93H15ZM25 92V93H24ZM31 92V93H30ZM36 92V93H35ZM77 92H79V93H77ZM83 92V93H82ZM91 92H93L92 94H91ZM101 92V93H100ZM124 92V93H123ZM258 92H260V93H258ZM12 93V95H11V98H10V94ZM18 93H20V94H22V95H18ZM52 93V94H51ZM57 93V94H56ZM75 93H76V95L78 96L79 94H81V97H79V99H78V97L75 95ZM105 93V94H104ZM114 93V94H113ZM120 95H119V94ZM127 93V94H126ZM130 93H131V95H130ZM133 93V94H132ZM250 93H253V94H251L250 95ZM16 94V95H15ZM35 94V95H34ZM67 96H66V95ZM107 94H108V96H107ZM111 96H110V95ZM116 94V95H115ZM9 95V96H8ZM18 95V96H17ZM26 95V96H25ZM30 95V96H29ZM54 95V96H53ZM64 95V96H63ZM72 96V98H71V96ZM76 97H75V96ZM124 95V96H123ZM128 97H132V98H128ZM3 96V97H2ZM8 98V100L5 98ZM17 96V97H16ZM20 96H21V98H20ZM35 96H36V98H35ZM40 96V97H39ZM55 96H56V98H55ZM80 96V95H79ZM82 96L84 97V98H82ZM91 96V97H90ZM98 96V97H97ZM116 96V97H115ZM249 96L247 97V98H249ZM252 96V97H251ZM256 96V97H255ZM260 96V97H259ZM2 97V98H1ZM17 99H16V98ZM34 97V98H33ZM37 97H38V99H37ZM55 99H54V98ZM61 97V98H60ZM68 97V99H66ZM73 97H75L76 99H73ZM88 97H90V98H88ZM110 97H111V99H110ZM127 97V98H126ZM3 98H5V99H3ZM10 98V99H9ZM46 98H48V99H46ZM53 98V99H52ZM88 98V99H87ZM113 98V99H112ZM120 98V99H119ZM122 98V99H121ZM126 98V99H125ZM134 98V99H133ZM258 98V99H257ZM20 99H21V102H22V104H21V102H20ZM24 100V102L26 103L27 102V104H25L24 102H23V100ZM52 99V100H51ZM89 100V102L87 101V100ZM104 99H106V100H104ZM123 99H125V100H123ZM128 99V100H127ZM10 100V101H9ZM18 100V101H17ZM41 100V102H38V101H40ZM45 102H44V101ZM71 100V101H70ZM76 100V101H75ZM94 100H96V101H94ZM113 102H111V101ZM115 100V101H114ZM120 100V101H119ZM131 100H133L134 101V103H133V101H131ZM249 100H250V102H249ZM257 102H256V101ZM5 103H4V102ZM8 101V102H7ZM13 101V102H12ZM36 101V102H35ZM52 101V102H51ZM58 101V102H59ZM72 101H73V103H72ZM86 101V102H85ZM106 101V103H103V102H105ZM111 102L112 104H110V103H108V102ZM124 101V102H123ZM129 101V102H128ZM132 102V104H131V102ZM252 101V102H251ZM255 101V102H254ZM260 101V102H259ZM18 102H20V104L21 105H19V103ZM35 102V103H34ZM39 104H38V103ZM43 102V103H42ZM49 102H51V103H49ZM101 102V103H100ZM120 102H121V104H120ZM249 102V103H248ZM254 102V103H253ZM2 103V104H1ZM3 103H4V105H6L7 107H8V105H9V108H10V105H12V103H14L13 105L14 106H16V107H14L13 105V107L12 108H10L11 109V111L9 110V108H7L6 106H5V108H3ZM7 103V104H6ZM9 103V104H8ZM18 103V104H17ZM37 103V104H36ZM42 103V104H41ZM92 103V104H91ZM97 103V104H96ZM98 103H99V105H98ZM103 103V104H102ZM256 103H259V104H256ZM31 104H29L30 106H31ZM36 106H35V105ZM41 104V105H40ZM106 104V105H105ZM109 104H110V106H109ZM128 104V105H127ZM131 104V105H130ZM135 104V105H134ZM256 106H254V105ZM262 104V105H261ZM1 105H2V107H1ZM18 105L20 106V107H18ZM46 105V104H45ZM102 105V106H101ZM119 105H120V107H119ZM126 105L128 106V107H126ZM132 105H133V107H132ZM248 105H249V107H248ZM254 107H253V106ZM260 105V106H259ZM23 106V107H24ZM54 106H56V104H52V107H54ZM74 105H72L71 106V108L73 107ZM81 106H83V105H81ZM93 106V107H92ZM105 106V107H104ZM236 107H237V105H235ZM18 107V108H17ZM107 107V108H106ZM124 107H125V111H124ZM136 109H135V108ZM260 107V108H259ZM17 108V109H16ZM38 108V107H37ZM75 108H72V110L74 111L75 110ZM97 108V109H96ZM99 108H100V110H101V112L99 111ZM127 108V109H126ZM134 108V109H133ZM244 108V109H245ZM258 108V109H257ZM2 109V110H1ZM49 109V108H48ZM111 109H112V111H111ZM130 109V110H129ZM14 110V111H15ZM72 110H70L71 112H73ZM109 110V111H108ZM116 110V111H115ZM118 110V111H117ZM121 110V111H120ZM129 110V111H128ZM252 110V111H251ZM69 111V112H70ZM104 111V112H103ZM131 111L133 112V114H134V116L133 115H131L132 113H131ZM253 111H255L254 113H255V115H257V116H255V115H253L252 113H253ZM259 111V112H258ZM261 111V112H260ZM16 112V111H15ZM14 112V113H15ZM74 112H76V111H74ZM84 112H85V114H84ZM96 112V113H95ZM106 112H108V114L106 113ZM13 112H12V114L10 113V115L9 114H7L6 116L8 117H12L13 118V114H14ZM38 113V112H37ZM77 113V112H76ZM81 113V115H79ZM84 115H87V113L88 114H90V115H88V116H84V117H86V118H84L83 117V114ZM102 113H104V115L103 116H101L102 115ZM115 113H116V115H115ZM129 113V114H128ZM131 113V114H130ZM263 113V114H262ZM74 114V113H73ZM121 114V115H120ZM125 114V115H124ZM261 114V115H260ZM1 115L2 114H0V117H1ZM14 115H16V114H14ZM37 116H36V118L39 116V115H41V114H36ZM82 116L84 119H82V117H79V116ZM93 115V116H92ZM97 115V116H96ZM129 115V116H128ZM131 115V116H130ZM94 116L96 117V118H94ZM117 116V117H116ZM121 116V117H120ZM125 116V117H124ZM3 117V116H2ZM15 117V116H14ZM40 117V116H39ZM88 117V118H87ZM93 117V118H92ZM98 117V118H97ZM101 117H103V118H101ZM123 117V118H122ZM250 117H252V119L250 118ZM255 117V118H254ZM100 118V120H101V122H100V120H97V119H99ZM109 118V119H108ZM118 118V119H117ZM132 118V119H131ZM134 118V119H133ZM247 118V119H246ZM251 119V120H249V119ZM121 119V120H120ZM88 120V121H87ZM113 120V121H112ZM119 122H118V121ZM236 120H238V121H236ZM243 120V121H242ZM248 120V121H247ZM95 121V122H94ZM131 121V122H132ZM168 121V122H167ZM236 121V122H235ZM108 122H110V124L108 123ZM119 123V124H116V123ZM176 123V124H173V123ZM86 123H88V124H86ZM101 123V124H100ZM108 123V124H107ZM124 123V124H123ZM134 123V122H133ZM133 123H131L130 125H132ZM141 123V124H140ZM149 123H151V124H154V126L153 127H151L152 129H153V131L152 130H150L151 128H150V126L149 125H151V124H149ZM171 123V125H170V127H172L173 126V129H171L168 125ZM19 124V125H18ZM17 124V126L20 128V130H21V128H22V124H20V123H18ZM106 124V125H105ZM117 125V127H116V125ZM123 124V125H122ZM143 124H144V126H143ZM159 124V125H158ZM162 124V125H161ZM173 124V125H172ZM20 125H22V126H20ZM36 125H38L37 124V121H36V123L34 122V123H32V124H25V126H29V127H31V126H33V129H34V127ZM81 125L82 126H86V127H81ZM93 125H94V127H93ZM98 125V126H97ZM121 125H122V127H121ZM126 125V126H125ZM162 127H161V126ZM184 125H186V127L187 128H189V129H187ZM90 126V127H89ZM97 126V127H96ZM106 126H107V128H106ZM157 126V127H156ZM158 126H160L159 128H161V129H163V128H165V127H167V131L165 130V129H163V130H161V129H159L158 128ZM237 126V127H236ZM240 126V127H239ZM25 128L24 126H23V128L22 129H24V131H25V133H24V131L22 130L21 132L22 133H24L25 135H22V133H21V135L22 136H25V137H23V138H25V139H23V138H19V137H13V135H7L6 137H7V140L9 141V138H10V140L11 141H13V142H11V141H9L8 142V146L9 147H12L11 148V150H13L14 152H16V151H18V153H14L13 152V154H15V156H17L18 154V158L17 159H21L20 160V162L19 163H22L23 165H24V167H22L23 165H21L20 164V167H22V168H25V170L24 171H26V174L28 175V174H31V180L33 181L34 179V181H35V185H37L36 187V189L37 190H35V186L33 187V185H32V187H33V191H35V192H33V193H36V191H37V193L38 194H35V196L36 195H39V196H37L36 198L38 199V200H43V203L45 204V202L44 201H46V203H48V204H45V206H46V210H50V211H47V216H48V218L52 221V219H53V222H51L56 228H58L59 230H61V232L63 231L64 233L65 232H67V233H69V234H72V232H74V230L76 231L77 229H78V231L80 232H78V231H76L75 232V234L73 233L72 234V236H74L75 235V237H78V238H82L83 240L85 239L86 240V242L87 243H89L88 242V240H89V238H88V236H89V231H86L87 229L85 228V226H84V224L82 223V222H79V219H77V217H76V215L73 213V214H71V212H70V210H69V208L65 205V197H63V196H65V194L66 193H64L62 190H59V186L56 184H53V182H55V183H57V179H55V177H54V174H51V172L49 173V171L51 170V167L50 166H52L53 165V162L55 163L56 162V157L55 156H53V155H55V154H47L46 153V151H45V153H44V151L43 150H49L50 149V146H51V142L52 143H54L55 141H52V140H45L44 138H42L41 139V141L44 139V143H43V141L41 142L40 141V138L41 137H43V135L44 136H46V135H50V133H49V130L51 131V129L49 128V130L48 131H46L45 130V128L46 127H43V129H42V127L41 128H39L38 126H36L35 128L37 129L35 132L38 134H36L35 132H33V129H32V127H31V130H30V128L28 129V128ZM96 127V128H95ZM110 129H109V128ZM112 127V128H111ZM116 127V128H115ZM121 127V128H120ZM125 127V128H124ZM154 127H155V130H154ZM168 127L170 128V129H168ZM184 127V128H183ZM235 127V128H234ZM115 128V129H114ZM186 128V129H185ZM239 128V129H238ZM262 128V129H261ZM25 129H27V130H25ZM40 129L43 131H40ZM83 129V130H82ZM109 129V130H108ZM112 129V130H111ZM119 129V130H118ZM124 129V130H123ZM137 130V128H133V130ZM157 129V130H156ZM30 130V134L28 133V131ZM38 130H39V133H38ZM82 130V131H81ZM107 130V131H106ZM131 130H132V128H130V130L128 129V131L125 133V135H128L129 133H134V131H132L131 132ZM136 130H135V132H136ZM138 130V131H139ZM147 131V134H152V132H153V134H154V137L156 138V140L157 141H161V140H159L160 138L161 139H171L170 140V142L171 143H169L168 145H169V147H168V149H170V150H168L167 152H169L168 154H167V156H164V154H162V156L163 157H165V159H162V156L161 157H158V156H154L153 154L151 155V153H149V151H146L147 149L145 148V144H146V142L145 141H143V139H145L146 140V131ZM165 130V131H164ZM171 130H173V131H171ZM185 132H184V131ZM242 130H244V131H242ZM257 130V131H256ZM258 130H259V132H258ZM107 133H106V132ZM123 131V133H121ZM159 131V132H158ZM161 131H162V133H161ZM173 133V134H171V132ZM180 131V132H179ZM236 131V132H235ZM246 131V132H245ZM31 132H33V133H31ZM40 132H42V133H40ZM45 132V133H44ZM48 132V133H47ZM113 134H112V133ZM174 132H175V134H177V136H175L174 135ZM189 133V135H188V133ZM244 132H245V134H244ZM248 132V133H247ZM51 133H52V131H51ZM92 133V134H91ZM96 133V134H95ZM104 133H105V135H104ZM128 133V134H127ZM158 133L160 134L161 133V135H158ZM180 133V134H179ZM187 133V134H186ZM195 133H197V134H195ZM239 133V134H238ZM242 133V134H241ZM36 135V137H35V135ZM46 134V135H45ZM91 134V135H90ZM112 134V135H111ZM244 134V135H243ZM250 134V135H249ZM254 134V135H253ZM256 134V135H255ZM34 136V139L35 138H37V136L39 137L38 138V140L36 141V142H39L38 144L41 146L42 144H44V146L42 145L41 147L35 142V140L32 138L31 139V137H33ZM40 135V136H39ZM92 135H94V136H92ZM117 135V137H115ZM156 135V136H155ZM246 136L245 138L243 137V136ZM10 136V137H9ZM31 136V137H30ZM103 136V137H102ZM106 136V137H105ZM113 136V137H112ZM157 136H159V137H157ZM197 136V137H196ZM251 136V137H250ZM256 136V137H255ZM11 137H13V138H11ZM21 137V136H20ZM26 137H27V139H26ZM91 137V138H90ZM98 137H99V139H98ZM141 137V138H140ZM163 137V138H162ZM166 137V138H165ZM175 137V138H174ZM182 137V138H181ZM184 137V138H183ZM22 139L24 142H25V144H23L24 142H22L21 144H20V141L21 140H19V139ZM30 140H29V139ZM106 138V139H105ZM137 138H138V140H137ZM174 140H173V139ZM176 138H177V140H176ZM185 138H186V140H185ZM188 138V139H187ZM249 139V141L248 140H246V142H245V139ZM13 139H15V140H13ZM17 139V140H16ZM87 139V140H88ZM111 140L112 139V141L113 142H111V141H109V140ZM178 139H180V140H178ZM182 139H184V141L182 140ZM240 140V141H237V140ZM251 139V140H250ZM26 140H28L27 142L28 143H26ZM31 140H33V142L31 141ZM139 140H142V141H139ZM238 142H236V141ZM253 140V141H252ZM16 141V142H15ZM18 141V142H17ZM31 143H33L32 145H38V146H34V147H32V145H29L30 144V142ZM106 141V142H105ZM131 141H132V143H134V145L132 144L131 145ZM173 141V142H172ZM179 141V142H178ZM195 141V142H194ZM242 141V142H241ZM252 141V142H251ZM45 142H46V144H45ZM99 142V143H98ZM105 142V143H104ZM107 142H110V143H107ZM144 142V143H143ZM177 143V145H176V143ZM250 142V143H249ZM17 143H19L23 148H22V150L20 149L21 148V146L20 145H18ZM35 143V144H34ZM40 143H42V144H40ZM101 143V144H100ZM179 143H180V145H179ZM182 143V144H181ZM186 143V144H185ZM189 143V144H188ZM196 145H195V144ZM243 143H245V144H243ZM254 143V144H253ZM16 144L20 147V148H18L17 146H16ZM55 144H57V141L55 142ZM94 144H96V145H94ZM103 144H104V146H103ZM105 144H106V147H105ZM174 144H175V146H174ZM236 144V145H235ZM29 147V150L27 149L28 147ZM46 145V146H45ZM47 145H50L49 146V148H48V146ZM102 145V146H101ZM182 145V146H181ZM193 145V146H192ZM239 145H240V147H239ZM14 146H16V148H13ZM27 148H26V147ZM30 146H31V148H33V149H35L34 150V152H36L37 150L40 152L41 150L43 151L42 153L40 152H38L37 151V153H39V154H35L34 152H33V149L30 151ZM52 146H55V145H53L52 144ZM57 147H58V145H56ZM112 146H113V144H112ZM134 146V147H133ZM144 146V147H143ZM37 147V148H36ZM45 147H46V149H45ZM101 147V148H100ZM107 147H109V148H107ZM129 147V148H128ZM131 147V148H130ZM132 147H133V152L131 153H128L129 152V150H131L132 151ZM136 147V148H135ZM178 147H179V149H178ZM253 147H254V149H253ZM18 148V149H17ZM52 148H56V147H52ZM129 150H128V149ZM142 148H143V150H142ZM145 148V149H144ZM187 148V149H186ZM243 148H245L244 150H243ZM15 149V150H14ZM26 149V150H25ZM103 149V150H102ZM107 149H109V151H111L112 153H110L109 151H107ZM127 149V150H126ZM135 149V150H134ZM141 149V150H140ZM173 149V150H172ZM175 149V150H174ZM181 149V150H180ZM191 149V150H190ZM242 149V150H241ZM252 149V150H251ZM24 150V152L22 153L21 151H23ZM104 150L106 151V152H108V154L106 153V152H104ZM172 150V151H171ZM189 150V151H188ZM247 150V151H246ZM143 151H145V153L143 152ZM238 151V152H237ZM241 151V152H240ZM243 151V152H242ZM250 153H249V152ZM260 151V152H259ZM47 152H50V151H47ZM100 152H103V153H100ZM136 152V153H135ZM143 152V153H142ZM191 152V153H190ZM233 152H232V154H233ZM240 152V153H239ZM246 152H247V154H246ZM256 152H258V153H256V155H255V153ZM31 153V154H30ZM107 155H106V154ZM140 153H141V155H140ZM187 153V154H186ZM193 153V154H192ZM238 153V154H237ZM244 153V154H243ZM21 154V155H20ZM30 154V155H29ZM33 154H35V155H33ZM40 154H42L43 155V157H42V155H40ZM115 154H117V156H115ZM146 154V155H145ZM148 154V155H147ZM166 154V153H165ZM192 154V155H191ZM235 154H233L234 156H235ZM241 156H240V155ZM252 154H254L256 157L254 158V155H252ZM37 155H39V156H37ZM46 155V156H45ZM47 155H50V156H47ZM156 155V154H155ZM185 156V157H183V156ZM191 156V157H189V156ZM244 155H248L249 156V158L247 157V159H249V160H247L246 159V156H244ZM251 155V156H250ZM21 158H20V157ZM106 156V157H105ZM109 156V157H110ZM120 156H122V157H120ZM134 156H135V159L137 160H135L134 159ZM137 156V157H136ZM141 156V157H140ZM153 156V157H152ZM178 156V157H177ZM193 156V157H192ZM236 156V157H237ZM23 157V158H22ZM39 157H41V158H44V157H46V159L44 158V160H49L50 159V157L52 158V160H49V161H47V163H49V162H52V165H51V163H49L50 164V166H48L47 165V163L46 162H44V160L42 161V159H39ZM47 157L49 158V159H47ZM112 157V158H113ZM116 157V158H115ZM155 157H156V159L157 160H154L155 159ZM189 157V158H188ZM219 157V156H218ZM245 157V158H244ZM263 157V158H262ZM54 158H56L55 160H53ZM138 158V159H137ZM140 158H142L141 159V162H140ZM143 158H144V160H143ZM150 158V159H149ZM154 158V159H153ZM176 158V159H175ZM217 158V157H216ZM215 158V159H216ZM231 158H233V156L231 157ZM230 158V159H231ZM235 158V157H234ZM252 158V159H251ZM262 158V159H261ZM37 159V160H36ZM108 160H113V159H111V157H110V159L109 158H107ZM117 159V162L119 163V161L121 162V160H118ZM153 159V160H152ZM168 159V160H167ZM217 159V160H218ZM236 159V158H235ZM244 161H242V160ZM251 159V160H250ZM256 159V160H255ZM18 160V161H19ZM127 160H131L130 162L129 161H127ZM142 160H143V162H142ZM148 160V161H147ZM180 160V161H179ZM191 160V161H190ZM214 160V159H213ZM258 160V161H257ZM0 161H2V159L0 158ZM57 161L59 162V160L57 159ZM127 161V162H126ZM139 161V162H138ZM144 161H145V163H144ZM168 161V162H167ZM186 161V162H185ZM188 161V162H187ZM252 161V162H251ZM255 161V162H254ZM261 161V162H260ZM3 162V163H2ZM2 162H0V166L1 167H3L4 166V164L6 163L5 161H2ZM42 162V163H41ZM55 163V164H57V165H59V163ZM114 162H116V160L114 161ZM137 162H138V164H137ZM153 162V163H152ZM182 163V164H180V163ZM192 162V163H191ZM211 162V163H210ZM233 162H234V164H235V162L237 163V164H235V166L233 165ZM250 163V165H249V163ZM258 162V163H257ZM46 163V164H45ZM132 163H134V164H132ZM140 163V164H139ZM144 163V164H143ZM246 163V164H245ZM11 164V163H6L5 164V167H6V165L8 166V167H10L9 165ZM42 164H44L43 166H42ZM54 164V167L53 168H57L58 166L57 165H55ZM122 163H120V165H121ZM124 164H125V166H126V168H125V166H124ZM159 164V165H158ZM165 164V165H164ZM184 164V165H183ZM186 164V165H185ZM192 164V165H191ZM220 164V165H219ZM238 164H239V166H238ZM251 164H252V166H251ZM254 164H255V166H254ZM261 164V165H260ZM38 165H40L39 167H41L40 169L38 168ZM48 167H47V166ZM143 165H145V166H143ZM169 165V166H168ZM203 165H204V163H203ZM203 165L201 166L202 168H203ZM205 165H204V168L206 169V168H208V166L207 167H205ZM244 165V166H243ZM12 166V165H11ZM130 166V167H129ZM133 166V167H132ZM142 166V167H141ZM148 166V167H147ZM152 166V167H151ZM159 166V168H157ZM163 166V167H162ZM176 166V167H175ZM181 168H180V167ZM246 166H247V168H246ZM248 166L250 167L249 169H248ZM257 166V167H256ZM261 166V167H260ZM50 167V170L48 169ZM189 167V168H188ZM235 167V168H234ZM255 167V168H254ZM10 168H12V167H10ZM31 170H30V169ZM32 168L34 169V170H32ZM35 168H37V170L35 169ZM48 169V172H46L47 171V169ZM133 168V169H132ZM134 168H135V170H134ZM140 168V169H139ZM142 168V169H141ZM162 168V169H161ZM172 168V169H171ZM180 168V169H179ZM204 168H203V170H204ZM232 168H233V170H232ZM244 168V169H243ZM258 168V169H257ZM261 168V169H260ZM26 169H29L31 172H33V175H32V173H30V171L29 170H26ZM45 169H46V171H45ZM120 169V168H119ZM129 169V170H128ZM138 169V170H137ZM149 169H153L152 171L151 170H149ZM160 169V170H159ZM168 169V170H167ZM177 169V170H176ZM239 169V170H238ZM252 169H254V170H252ZM255 169H257V170H255ZM156 170V171H155ZM161 170H163V171H161ZM188 170V171H187ZM208 170V169H207ZM207 170H206V172H207ZM242 170V171H241ZM245 170V171H244ZM29 173H28V172ZM39 171H42L41 173H37V172H39ZM126 171H130V173H127ZM134 171V172H133ZM159 171V172H158ZM171 171V172H170ZM186 171V172H185ZM202 171V170H201ZM205 171V170H204ZM220 171V172H219ZM230 171L232 172V173H230ZM238 171V172H237ZM239 171H240V173H239ZM248 171V172H247ZM210 172V171H209ZM209 172H207V173H209ZM234 172V173H233ZM237 172V173H236ZM247 172V173H246ZM256 172V173H255ZM261 172H263V175H262V173ZM47 173V174H46ZM142 173V174H141ZM152 173H153V175H152ZM158 173V174H157ZM164 173V174H163ZM180 173V174H179ZM202 173H204L203 171H202ZM207 173H204V175L206 174V177L205 178H207ZM259 173V174H258ZM49 174V175H48ZM132 174V175H131ZM139 174H141V175H139ZM166 174H167V177H166ZM174 176H173V175ZM230 174V175H229ZM234 174V175H233ZM240 176H239V175ZM252 174H256V175H252ZM50 175H52L53 177L51 178V176ZM130 175V176H129ZM133 175H135L136 176V178H135V180L133 179L135 176H133ZM144 175V176H143ZM149 175H152V177L151 176H149ZM154 175H156V176H154ZM165 175V176H164ZM177 175V176H176ZM203 175V174H202ZM209 175V174H208ZM211 175V174H210ZM209 175V176H210ZM237 175V176H236ZM243 175V176H242ZM247 175V176H246ZM250 175V176H249ZM261 175V176H260ZM11 176V175H10ZM29 177H30V175H28ZM33 176V177H32ZM34 176H36V178H34ZM141 176V177H140ZM5 177V179L6 178H8V179H6V180H8L7 182H5V184L3 185V187H1L2 188V190H4V191H2L1 190V188H0V196L3 198V200H2V198L0 197V264H27L30 260H29V258L30 257H28V253H29V250L27 251V250H25L26 252H27V254H25L26 252H24L23 253V247H25V246H23V244L21 243V240L23 239L22 237H24V235H28L27 237H29V239H33V241H31L30 243H31V245H34L35 247H37V250H38V252H39V250L41 251V252H44V253H46V254H44V253H42V254H39L40 255V258L38 259L39 261H37L39 264H49V262L51 263V264H60V260L58 259V257L57 256H55L54 258H52L53 256H54V254L56 253V252H54V249H55V247H54V243L55 242H53V241H51L50 240V237L48 238V239H46L47 238V233H45L46 235H44V233L43 234H39V236L37 237V236H35L34 238H33V235L31 234L30 236H29V233H30V231H29V229H31V227H30V225H28L26 222H24L25 221V219H24V215L22 214L23 212V210H22V206L20 207V203H18L17 202V204H13V199H15L16 200V198H17V192H16V190H15V188L14 187H12V185L14 186L15 185V180H13V176H11V182H12V184H11V182L9 183V179H10V177H9V174H8V176L6 177V175L4 176ZM3 177V178H4ZM48 177H50L49 179H48ZM127 177V178H126ZM129 177H130V180H129ZM138 177V178H137ZM140 177V178H139ZM148 177V178H147ZM153 177H155V178H153ZM165 177H166V179H165ZM176 177V178H175ZM185 177V178H184ZM228 177V178H227ZM231 177V178H230ZM240 179V181L238 180V178ZM250 177V178H249ZM262 177V178H261ZM3 178H0V179H3ZM125 178H126V180H125ZM132 178V179H131ZM143 178V179H142ZM159 178V179H158ZM163 180H162V179ZM203 178V177H202ZM209 178V177H208ZM211 178V177H210ZM218 178V179H219ZM243 179V181H242V179ZM245 178V179H244ZM252 178V179H251ZM55 179V180H54ZM145 179V180H144ZM154 179H157L156 180V182L154 181ZM168 179V180H167ZM171 179V180H170ZM180 179V180H179ZM254 179H255V181H254ZM257 179V180H256ZM6 180H0V183H4V181H6ZM140 180V181H139ZM149 182H148V181ZM165 180V181H164ZM236 182H235V181ZM2 181V182H1ZM52 181V182H51ZM139 181V182H138ZM154 181V182H153ZM157 181H158V183H157ZM160 181V182H159ZM164 181V182H163ZM172 181H174L173 183H172ZM177 181V182H176ZM181 181V182H180ZM138 182V183H137ZM150 182H152L153 184H158V186L157 187H155L154 185H153V188H156L157 189V191H161V190H163V192L161 191V193L160 192H158L160 195H162V196H160L159 194H157V193H155L157 196V199L155 200L154 199V197L153 196H151V195H149L148 194V192L151 194V189H149L148 191L146 190L145 191V189H148L147 187H151L152 188V186H151V184L152 183H150ZM169 182V183H168ZM179 182V183H178ZM248 182V183H247ZM254 184H253V183ZM258 182V183H257ZM7 183V184H6ZM14 183V184H13ZM33 183V182H32ZM140 183V184H139ZM143 183V184H142ZM147 183H149V184H147ZM164 184V185H162V184ZM171 183H172V185H171ZM174 183H175V185H174ZM180 183H182L183 185H184V187L182 186V184H180ZM228 183V182H227ZM244 183V184H243ZM257 183V184H256ZM260 183V184H259ZM129 184V183H128ZM139 184V185H138ZM159 184H161V185H159ZM236 184V185H235ZM237 184H239L238 186H237ZM247 184H249V185H247ZM253 184V185H252ZM262 184V185H261ZM6 185V186H5ZM177 185V187H175ZM179 185V186H178ZM260 185V186H259ZM127 186H129V187H131V189L129 188V187H127ZM147 186V187H146ZM170 186V187H169ZM241 186V187H240ZM248 186H251V187H247ZM6 187V189H3V188H5ZM43 187V188H42ZM57 187V188H56ZM133 187V188H132ZM138 187V188H137ZM141 187H142V189H141ZM164 187V188H163ZM180 189H179V188ZM186 187H187V189H186ZM237 187H239V188H237ZM52 188V189H51ZM129 188V191L127 190ZM163 188V189H162ZM170 188H171V191H169L170 190ZM256 189V190H254V189ZM261 188H263V189H261ZM61 189V188H60ZM156 189H154V190H156ZM159 189V190H158ZM165 189V190H164ZM183 189V192L182 191H180V190H182ZM235 189V190H234ZM240 189V190H239ZM247 189V190H246ZM248 189H250V190H248ZM15 190V191H14ZM131 190H134V191H131ZM144 190V191H143ZM173 190V191H172ZM178 190V191H177ZM254 190V191H253ZM62 191V192H61ZM165 191H166V193H165ZM167 191H168V193H170L171 195L169 196L168 194H167ZM175 191V192H174ZM235 191V192H234ZM257 191V192H256ZM261 193H260V192ZM4 192V193H3ZM130 193L129 195H127L128 193ZM132 192H135V193H132ZM139 192V193H138ZM182 194H181V193ZM187 192V193H186ZM230 192V193H229ZM249 193V195H247V196H244V195H246V193ZM16 193V195L14 196V194ZM63 193V195H61ZM165 193V194H164ZM245 193V194H244ZM247 193V194H248ZM4 194V195H3ZM180 194V197H178V195ZM187 196H186V195ZM231 194V195H230ZM234 196H233V195ZM237 194V195H236ZM243 194V195H242ZM7 195V197H5ZM11 197H10V196ZM135 195V196H134ZM137 195V196H136ZM145 195H146V198H145ZM166 195V196H165ZM229 195H230V198L232 199V198H238V199H240V201H239V203H238V205H237V203H236V205H235V203L233 204L232 202H234L233 200H231V201H229L228 200V198H229ZM236 195V196H235ZM253 195H254V197H253ZM256 195H257V197H258V199H259V202L257 201L258 199H256L257 197H256ZM13 196L14 197H16V198H13ZM132 196V197H131ZM139 196V197H138ZM140 196H141V198H140ZM164 196V197H163ZM169 196V198H167ZM172 196V197H171ZM182 196V197H181ZM225 196V197H224ZM250 196V197H249ZM260 196V197H259ZM62 197V198H61ZM134 197H135V199H134ZM148 197V198H147ZM150 197V198H149ZM155 197V198H156ZM184 197V198H183ZM188 199V202L186 201L187 199ZM190 197V196H189ZM247 197V198H246ZM252 197V198H251ZM39 198H41V199H39ZM43 198V199H42ZM140 198V199H139ZM158 198H160L159 200H158ZM167 198V199H166ZM173 198H174V200H176V201H174L173 200ZM175 198H177V199H180V200H177V199H175ZM221 198H223V199H221ZM225 198V199H224ZM242 198V199H241ZM249 198H251V199H249ZM253 198H254V200H253ZM263 198V199H262ZM63 199V201L62 202H60L61 200ZM143 199H144V201H146V203H144V201H143ZM148 199V200H147ZM149 199H150V201H151V203H150V201H149ZM162 199V200H161ZM172 199V200H171ZM183 199H185V200H183ZM227 199V200H226ZM236 199H234V200H236ZM244 199V200H243ZM245 199H247V202H246V200ZM256 199V200H255ZM6 202H9V203H7V205H5V201ZM10 200V201H9ZM138 200H139V202H138ZM226 200V201H225ZM250 202H249V201ZM263 200V201H262ZM152 201H154V202H152ZM158 201V202H157ZM163 201V202H162ZM170 201H172V202H170ZM185 201H186V203H185ZM219 201H223V203L225 202V204H223V206H220V204H221V202L219 203ZM238 201V200H237ZM254 201H257V202H254ZM11 202H12V204H11ZM169 202V203H168ZM228 202V204L226 205V203ZM230 202H231V204H230ZM243 202V203H242ZM249 202V203H248ZM49 203H50V205H49ZM53 203V204H52ZM139 203V204H138ZM142 203H143V205H142ZM153 203V204H152ZM163 203V204H162ZM175 203V204H174ZM183 203V204H182ZM184 203H185V205H184ZM254 203V204H253ZM257 203V205H255ZM8 204H10V205H8ZM51 204H52V206H51ZM55 204V205H54ZM62 204V205H61ZM141 204V205H140ZM150 204V205H149ZM172 204V205H171ZM229 204L231 205V206H229ZM240 204H241V206L242 205H244V206H242L243 208H241V206H240ZM249 206H248V205ZM261 204V205H260ZM3 205H5V206H3ZM13 205L15 206V207H13ZM47 205H49L50 206V208H48L49 206H47ZM56 205H57V207H56ZM144 205H145V207H144ZM161 205V206H160ZM184 205V206H183ZM189 205V206H188ZM222 205V204H221ZM233 205H234V207H233ZM252 205V206H251ZM7 206H9V207H7ZM16 206H18V207H16ZM60 206V207H59ZM63 206V207H62ZM110 205H106V207L104 206V208H106L104 211H103V213H104V215H105V218L106 217H109L108 219H106L107 220V222L108 221H113V220H111L112 219V216H113V213H114V211H112L113 209H112V207L110 206ZM141 206V207H140ZM153 206H155L154 208H153ZM164 206V207H163ZM177 206H180V207H177ZM217 206V207H218ZM224 206H226V209H225V207ZM236 206H238L237 208H236ZM253 207V208H251V207ZM19 207L21 208V209H19ZM56 207V208H55ZM108 207V208H107ZM123 207V206H122ZM166 207V208H165ZM168 207V208H167ZM187 207V208H186ZM247 207H249V209H247ZM262 207V208H261ZM3 208H4V212L2 211L3 210ZM7 208H8V210H7ZM12 208V209H11ZM15 210H14V209ZM48 208V209H47ZM103 207H102V210L104 209ZM110 208H111V211H110ZM142 208V209H141ZM165 208V209H164ZM170 208H171V210H170ZM173 208L175 209V210H173ZM180 208V209H179ZM251 208V209H250ZM257 208V209H256ZM6 209V210H5ZM122 209H125L124 207L123 208H121V210ZM188 209V210H187ZM234 209V210H233ZM242 209H244V210H242ZM10 210V211H9ZM19 211V212H17V211ZM54 210V211H53ZM56 210V211H55ZM67 210V211H66ZM109 210V211H108ZM152 210V211H151ZM178 210V211H177ZM183 212H182V211ZM187 212H185V211ZM240 210V211H239ZM251 210V211H250ZM253 210V211H252ZM2 211V212H1ZM12 211V212H11ZM122 211H125V210H122ZM137 211V212H136ZM155 211V212H154ZM171 211H173V212H171ZM176 211V212H175ZM225 212L224 214H223V212ZM231 211V212H230ZM234 213H233V212ZM255 211H257L256 213H255ZM261 213H260V212ZM9 212V213H8ZM51 212V214H53V216L55 217V219L57 220V219H59L58 221H56V220H54V217H52V215H50V214H48V213H50ZM64 212V213H63ZM66 212V213H65ZM105 212H107V213H105ZM110 212V213H109ZM121 212V211H120ZM126 213H124V212H121V214L123 213V214H127V211H125ZM143 212V213H142ZM145 212V213H144ZM152 212V213H151ZM157 212H158V214H157ZM160 212V213H159ZM163 212H164V214L165 215H167L166 216V218H164L165 217V215L163 214ZM178 212V213H177ZM182 212V213H181ZM229 212V213H228ZM237 212V213H236ZM243 212H244V214H243ZM245 212H246V214H245ZM252 212V213H251ZM14 213V214H13ZM141 214V215H139V214ZM185 213H186V215H185ZM189 213V214H188ZM214 213V212H213ZM217 213V214H216ZM222 213V214H221ZM232 213V214H231ZM239 213V214H238ZM242 213V214H241ZM247 213H249V215L247 214ZM8 214V215H7ZM55 214V215H54ZM64 214H66V215H64ZM122 214V217L124 216ZM148 214V215H147ZM175 214H177V215H175ZM181 214H183V215H181ZM194 215V218L192 217L193 215ZM227 214H229V216L227 215ZM235 214V215H234ZM1 215H3L2 217H1ZM4 215H6V216H4ZM20 215V216H19ZM21 215H22V217H21ZM73 215V216H72ZM110 215H112V216H110ZM115 215V214H114ZM139 215V216H138ZM144 215V216H143ZM169 215H172V216H169ZM179 215V216H178ZM180 215H181V217H180ZM189 215V216H188ZM192 215V216H191ZM233 215V216H232ZM50 216V217H49ZM138 216V217H137ZM152 216V217H151ZM158 216V217H157ZM163 216V217H162ZM184 217V219H183V217ZM238 216V217H237ZM250 216V217H249ZM52 217V218H51ZM68 217H69V219H68ZM114 217V216H113ZM121 217V218H122ZM125 217V216H124ZM123 217V218H124ZM148 217H150V221H148L149 220V218ZM153 217H155V218H153ZM163 219H162V218ZM174 217H177V218H174ZM191 217V218H190ZM218 219H217V218ZM240 217H241V219H240ZM14 218V219H13ZM17 218V219H16ZM18 218L21 220V222H19L20 220H18ZM24 220H23V219ZM76 218V219H75ZM122 218V219H123ZM141 218V219H140ZM158 218H159V220H158ZM169 218V219H168ZM171 218V219H170ZM179 218H181V220L183 221V224H182V221L181 220H179ZM187 218V220L185 221V219ZM190 218V219H189ZM197 218H199V219H197ZM230 218V219H229ZM237 218V219H236ZM1 219H3V220H5V219H7L6 221H1ZM9 219V220H8ZM67 219V220H66ZM71 219L73 220V221H71ZM139 219H140V221H139ZM145 219V220H144ZM148 219V220H147ZM155 219H157L159 222H157V220L155 221ZM168 219V220H167ZM194 219V220H193ZM195 219H196V221H195ZM76 220V221H75ZM163 220V221H162ZM167 220V221H166ZM169 220H170V222H169ZM172 220H174V221H172ZM190 222H189V221ZM191 220H192V222H191ZM199 220V221H198ZM224 220V221H223ZM237 220V221H236ZM16 221V223H14ZM145 221V222H144ZM154 221V222H153ZM160 221H161V223H160ZM172 221V222H171ZM176 221V222H175ZM179 221L181 222V223H179ZM194 221V222H193ZM199 223H198V222ZM226 221V222H225ZM13 222V223H12ZM19 222V223H18ZM59 222H61V223H59ZM68 222V223H67ZM74 222H76V223H74ZM111 222H109V223H111ZM143 222V224H141V223ZM149 222V223H148ZM153 222V223H152ZM169 224H168V223ZM185 222V223H184ZM215 222V223H214ZM234 222V223H233ZM3 223H5L4 225H5V227H4V225H3ZM7 223V224H6ZM17 223H18V225H17ZM57 223V224H56ZM66 223V224H65ZM78 223V225L79 226H81V227H79V226H77L76 224ZM147 224L146 225V228H145V224ZM151 223V224H150ZM165 223H167L166 225H165ZM173 223V224H172ZM177 223V224H176ZM186 223H188V225L187 226H185L186 225ZM194 223H195V225H194ZM197 223V224H196ZM217 223H218V225H217ZM221 223V224H220ZM224 223V224H223ZM16 226H15V225ZM149 224V225H148ZM159 224H160V226H159ZM171 224V225H170ZM175 224V225H174ZM179 224V225H178ZM181 224V225H180ZM190 224V225H189ZM9 225H10V227H9ZM14 225V226H13ZM26 225H28V226H26ZM60 225V226H59ZM83 225V226H82ZM153 225V227L151 228V226ZM159 227H158V226ZM164 225V226H163ZM168 225V226H167ZM193 225V226H192ZM217 225V226H216ZM12 226V227H11ZM26 226V227H25ZM150 226V227H149ZM174 226H176L175 228H173ZM182 226V227H181ZM188 226H190V227H188ZM8 227V228H7ZM23 227H25V228H23ZM28 227V228H27ZM83 227V228H82ZM149 227V228H148ZM166 228V229H163V228ZM171 227V228H170ZM186 227V228H185ZM188 227V228H187ZM195 227V228H194ZM202 227V228H201ZM210 227V228H209ZM217 227V228H216ZM219 227V228H218ZM12 228V229H11ZM62 228V229H61ZM68 228V229H67ZM79 228L81 229V230H79ZM152 229V231L154 232V234H156V235H151V236H154V237H151L150 236V234H152L151 232V229ZM158 228H160V229H158ZM176 228H178L179 229V231H176V230H178V229H176ZM182 228H183V230H182ZM197 228V229H196ZM208 228V230H206ZM8 229V230H7ZM65 229V230H64ZM84 229V230H83ZM147 229V230H146ZM161 229H162V232H161ZM181 229V230H180ZM202 229H203V231H202ZM9 230H11V231H14V232H16V235H15V233H14V235L12 236V237H8L7 236V231H9ZM68 230V231H67ZM149 230V231H148ZM166 230V231H165ZM174 230L176 231V232H174ZM84 231V232H83ZM156 231H157V233H156ZM158 231H160V232H158ZM168 231V232H167ZM169 231H170V234H169ZM181 231V232H180ZM217 231V232H216ZM225 231V232H224ZM258 231V232H257ZM31 232H35V233H37L36 232V230L35 229H33V231L31 230ZM81 232H83L84 233V235L86 234V236H82L83 234L81 233ZM148 232V233H147ZM166 232V233H165ZM188 232V233H187ZM197 232V233H196ZM206 232V233H205ZM220 232V233H219ZM228 232V233H227ZM247 232V233H246ZM261 232V233H260ZM23 235H22V234ZM25 233V234H24ZM26 233H28V234H26ZM78 233H79V235L81 234V237L78 235ZM163 233V234H162ZM172 233V234H171ZM176 233V234H175ZM178 233H181V234H178ZM204 233V234H203ZM263 233V234H262ZM38 234V233H37ZM36 234V235H37ZM159 234V235H158ZM201 234V235H200ZM211 234V235H210ZM245 234V235H244ZM22 235V236H21ZM41 235V236H40ZM42 235L44 236L43 238H42ZM158 235V236H157ZM162 235V236H161ZM163 235H165V237L163 236ZM169 235V236H168ZM173 237V238H175L177 241H174V240H171V236ZM174 235V236H173ZM179 235V236H178ZM196 235H197V237H196ZM207 235V236H206ZM209 235V236H208ZM222 235V236H221ZM259 235H261V236H259ZM49 236V235H48ZM176 236V237H175ZM181 236V238H179ZM182 236H184V237H182ZM204 236V237H203ZM14 237V238H13ZM46 237V238H45ZM86 237V238H85ZM148 237V238H149ZM160 237V238H159ZM163 237V238H162ZM171 237V238H170ZM190 237V238H189ZM201 237H203V238H201ZM207 237V238H206ZM221 237V238H220ZM262 237H263V239H262ZM9 238V239H8ZM22 238V239H21ZM36 238V239H35ZM37 238H41V240L40 239H37ZM157 238V239H156ZM159 238V239H158ZM16 239V240H15ZM181 239V240H180ZM2 240V241H1ZM6 240L8 241V242H6ZM19 240H20V242H19ZM37 240V241H36ZM50 240V241H49ZM150 240V241H151ZM154 240H155V242H154ZM170 240V241H169ZM194 240V241H193ZM198 240V241H197ZM34 241H36L35 243H40L39 245L38 244H34ZM39 241V242H38ZM165 241V242H164ZM172 241V242H171ZM181 241V242H180ZM184 241V242H183ZM201 241V242H200ZM206 241V242H205ZM10 242V243H9ZM49 242V243H48ZM53 242V245L51 244ZM158 242V243H157ZM159 242H160V244H159ZM161 242L163 243V244H161ZM169 242H171V243H169ZM175 242H177V243H175ZM198 242H200V243H198ZM261 242V243H260ZM9 243V244H8ZM43 243H45V247H41V246H43L44 244ZM180 243V244H179ZM190 243H192V244H190ZM194 243V244H193ZM6 244V245H5ZM49 244H51L52 245V247H54V249L51 247V245H50V247H49ZM172 244H174V245H172ZM175 244H178V245H175ZM183 244V245H182ZM215 244H216V246H215ZM262 244V245H261ZM9 245V246H8ZM20 245V246H19ZM38 245V246H37ZM41 245V246H40ZM158 245V246H157ZM166 247H165V246ZM168 245H171L172 247H174L173 248V250L175 251H173V253L174 254H176V255H180L179 256V258L175 255V256H173V258H167V256L166 257H162L163 255H161V253L163 254V251H165L166 249H169V248H171V246H168ZM261 245V246H260ZM6 246V247H5ZM48 246V247H47ZM155 246V247H154ZM164 246V247H163ZM176 246V247H175ZM188 246V247H187ZM252 246V247H251ZM12 247V248H11ZM178 247H180V248H178ZM208 247H210V248H208ZM261 247V248H260ZM39 248V249H38ZM150 248H153V249H151V250H149ZM176 248H178V250H179V252H178V250L176 251L175 249ZM187 248V249H186ZM214 248V249H213ZM246 248V249H245ZM7 249H8V251H7ZM10 249V250H9ZM19 249H21V250H19ZM160 249V250H159ZM164 249V250H163ZM251 249V250H250ZM256 249H258V250H256ZM3 250V251H2ZM15 250V251H14ZM47 250V251H46ZM148 250V251H147ZM171 250V249H170ZM200 250V251H199ZM11 251V252H10ZM22 251V252H21ZM36 251V250H35ZM52 251V252H51ZM76 253L78 252V256H82V255H84V252L82 251V250H74ZM74 251H72L73 253H75ZM80 251H82V252H80ZM140 251V252H139ZM154 251V252H153ZM183 251V252H182ZM246 251V252H245ZM256 251V252H255ZM4 252V253H3ZM10 252V253H9ZM37 252V253H38ZM47 252H49V253H52V254H49V253H47ZM80 252V253H79ZM148 252H151V253H148ZM160 252V253H159ZM255 252V253H254ZM7 255H6V254ZM23 253V254H22ZM40 253V252H39ZM75 253V254H76ZM180 253V254H179ZM189 253V254H188ZM195 253H197V254H195ZM199 253V254H198ZM202 253V254H201ZM204 253V254H203ZM206 253V254H205ZM214 253H215V255H214ZM257 253V254H256ZM48 254V255H47ZM79 254H81V255H79ZM141 254V255H140ZM144 254V255H143ZM148 254H149V256H148ZM155 254V255H154ZM158 254V255H157ZM182 254V255H181ZM187 254V255H186ZM259 254V255H258ZM263 254V255H262ZM14 255H16V256H14ZM19 255L21 256V257H19ZM22 255H23V257H22ZM42 255V256H41ZM46 255H47V257H46ZM51 255V256H50ZM140 255V256H139ZM148 256V257H146V256ZM157 255V256H156ZM192 255V256H191ZM195 255V256H194ZM197 255H199V256H197ZM207 255V256H206ZM249 255V256H248ZM3 256V257H2ZM6 256H7V258H9L8 259V261H3L2 259H6ZM12 256V257H11ZM27 256V257H26ZM153 257V259H151L152 257ZM158 256H160L159 258H157ZM197 256V257H196ZM201 256V257H200ZM203 256V257H202ZM204 256H205V258H204ZM14 257V258H13ZM44 257V258H43ZM49 257H51L52 258V260H50L49 259ZM57 257V258H56ZM150 257V258H149ZM177 257V258H176ZM183 257V258H182ZM190 257V258H189ZM202 259L203 258V260H199L200 258ZM209 258V260L207 259V258ZM212 257V258H211ZM232 257V258H231ZM261 257V258H260ZM22 258H24V260L22 259ZM43 258V259H42ZM83 258H85V257H83ZM146 258V259H145ZM147 258H148V261H147ZM157 260V261H155V259ZM166 258V259H165ZM175 258V259H174ZM187 258V259H186ZM197 258H199L198 260H197ZM26 259H28V261L26 260ZM79 259L81 260L80 262L82 263V257H79ZM141 259V260H140ZM145 259V260H144ZM150 259V260H149ZM164 259V260H163ZM174 259V261H172ZM180 259V260H179ZM195 261V262H193V260ZM205 259V260H204ZM211 259H212V262H211ZM214 259V260H213ZM7 260V259H6ZM23 260V261H22ZM47 260V261H46ZM85 260V261H84ZM166 260H168V262L166 261ZM254 260H256V261H254ZM88 261V263L89 264H97V262H95V261H89V260H86V258L85 259H83V262H85L84 264H88V263H86ZM138 261V262H137ZM161 261L163 262V263H161ZM179 261H181V263L179 262ZM205 261V262H204ZM91 262V263H90ZM95 262V263H94ZM141 262V263H140ZM150 262H152V263H150ZM166 262V263H165ZM173 262V263H172ZM189 262V263H188ZM200 262V263H199ZM37 263V264H38ZM101 262H99V264H100Z\"/></svg>", "mask_w": 264, "mask_h": 264}]
</instances>
